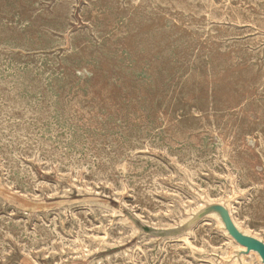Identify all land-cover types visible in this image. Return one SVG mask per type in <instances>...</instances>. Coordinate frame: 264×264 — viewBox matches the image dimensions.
I'll return each mask as SVG.
<instances>
[{
  "label": "rangeland",
  "instance_id": "374dc122",
  "mask_svg": "<svg viewBox=\"0 0 264 264\" xmlns=\"http://www.w3.org/2000/svg\"><path fill=\"white\" fill-rule=\"evenodd\" d=\"M102 1L101 0H35V1L34 0H0V50H1L0 51V57H1L0 58V70H1L0 72V92H1L0 93V115H1L0 116L1 117L0 118V124H1L0 125V129H1L0 130V133H1L0 140H2L0 141V153H1L0 154V203H1L0 204V209H1L0 210V231H1L0 232V235H1L0 236V248H1L0 249V255H1L0 264H33V263L52 264V261H53V264L54 263L55 264L56 263L57 264H92V263L93 264H113V263L114 264H119V263L120 264L121 263L122 264H126V263L127 264H169V263L178 264L179 262H184V263H179V264H185V263L186 264L188 263L189 264L191 263L192 264L194 263L195 264H236V262L237 264H251V262L252 264H262L258 255L253 252L242 255L241 252L244 251L245 249L238 246L234 242V240H232L227 235L226 231L224 230V226L217 214L211 213L212 215L211 214L206 215L200 219H197L196 221L195 219L198 216V214L203 209H205L207 206H213V205L223 206L228 211V214H229V217L232 223L233 224L235 223L236 225L235 224L234 225L243 234L250 236L264 244V193H263L264 192V172H263L264 171V160L261 159V158L264 159V149H263L264 148V144H263L264 143V131H263L264 130V125H263L264 124V115H263L264 114V98H262L264 97V89H262L264 88V38H263L264 37V23H263L264 22V12H263L264 11V0H249V1L248 0H241V1L240 0H227V1L226 0H204V1L202 0H171V1L170 0H137V1L136 0H109L108 1L106 0V2L105 0H102ZM172 2H174V4ZM110 3L111 4L113 3V4L111 5ZM214 8L217 10H214ZM228 8L230 12L229 10H227ZM213 10L214 12L215 11L217 12L214 13L212 12ZM99 11H101V13ZM223 12H225L226 15ZM202 13H204V16ZM170 14H171V17H168L170 16ZM241 17L245 22L241 19ZM210 18L213 20L215 19L214 22ZM107 19L111 20L112 23L109 20L108 22ZM221 20H224V21L221 22ZM229 20H231V22ZM102 21L104 22V24ZM252 21L254 23H252ZM152 22L154 23L152 24ZM192 23L193 25H191ZM158 24L159 26L157 27L159 29L155 27V25H158ZM112 25L114 27H112ZM116 26L120 28L117 29ZM189 26L190 27L192 26V27L190 28ZM113 28L117 29V33H116V30H114ZM111 30L112 31L114 30V31L112 32ZM224 31L229 36L226 33H224ZM142 32H144V34ZM111 33L113 35H111ZM219 33H221L222 35ZM105 35H106V38L104 37ZM103 38H104V41H103ZM211 39H213L214 41ZM215 40L217 42L219 41L220 42L216 43ZM101 43H102V46H101ZM130 44H132V46ZM218 44L220 47L218 46ZM214 47L216 49H214ZM124 48H126V50ZM107 49L109 53L107 52ZM201 50L203 52H201ZM38 52H40V55ZM117 52L120 54H118ZM219 54L221 56H219ZM114 55L116 56L114 57ZM137 55L139 57H137ZM230 55L231 56L233 55V56L231 57ZM109 56L111 58H109ZM223 56H225L226 59ZM6 57L7 59H5ZM32 58L34 61L32 60ZM103 59H105L104 62H103ZM110 59L113 61H110ZM193 59L196 61H194ZM226 61L228 63H226ZM113 63H115V65ZM110 65L112 67H110ZM242 66L244 67L242 68ZM197 68H198V71H197ZM40 69L42 71H40ZM87 69L88 70L91 69V70L88 71ZM124 69L127 71H125ZM15 70H16V73H15ZM115 73L116 74L119 73L118 74L119 76L116 75ZM224 76H227V77L225 78ZM108 80L111 82H109ZM93 81L94 82L97 81V82L91 83ZM76 82L78 83L76 84ZM224 82L226 84H224ZM103 88H106V89L103 90ZM110 88L112 91L110 90ZM205 88H208L209 90L207 89L208 91H205L206 90ZM117 89L119 91H117ZM89 90L91 93L89 92ZM120 91L122 93H120ZM206 92L208 95L210 94L212 96H208ZM7 93L8 95H6ZM90 94H92L93 96ZM98 95L100 96V98L96 99L97 97H99ZM202 95L208 96L209 97L208 100L210 101H208L206 99L208 97H205V96L204 98L206 100H203ZM64 96H67V97H64ZM193 96L194 98H192ZM217 96L219 98H217ZM83 98H86V99L83 100ZM120 98L122 101L120 100ZM214 98L216 99L213 100ZM41 99L43 100L41 101ZM2 100L3 102H1ZM233 100L234 101L236 100L237 102L235 103ZM73 101L75 104L73 103ZM97 101L98 102L100 101V102L98 103ZM10 102L12 105L10 104ZM118 102L120 103V105H118L119 104ZM252 102L255 104H251ZM18 105H20V107H18L17 109ZM42 105L44 106L42 107ZM83 105H86V106H83ZM121 106L124 108V110ZM134 108H136L135 111L133 110ZM242 109H246L247 111L242 110ZM248 109H251V110H248ZM45 110L47 112L46 114H44ZM12 111L14 112V114ZM16 111H19V112L17 113ZM205 111L208 115L205 114ZM7 112L8 113L10 112V114H8ZM106 113H107V117H106ZM123 113L126 116H123ZM32 114L34 118L32 117ZM11 115L14 117H12ZM138 115H141L140 117L141 119L138 118L139 117ZM209 115H210V118H207L209 117ZM91 116L93 117L90 118ZM101 116L105 118H102ZM233 116L235 118H233ZM217 117L219 118V120ZM240 117L242 118V120L245 119L243 120L244 122L241 120L239 121V119H241ZM211 118L212 119L215 118V119L211 120ZM102 119L103 120L105 119V121H103ZM128 119H130L131 121ZM138 119L141 121H139ZM101 120H102V123H101ZM237 120L239 123L237 122ZM71 121L73 124L70 123ZM75 122L79 124H76ZM194 122H196L195 123L196 125L193 124ZM253 122L254 124H256L255 125L256 127L254 126ZM243 123H246L247 125H244ZM3 125L5 128L3 127ZM206 125L208 128L206 127ZM94 126H96L97 128L95 127V129H93ZM13 127H15V129H13ZM137 127L139 129H137ZM229 127L231 128V130ZM168 128L171 130H169ZM223 128L226 130H224ZM84 129L86 130L84 131ZM106 129L109 130L110 132L109 131L107 132ZM113 129H115L116 131L114 132ZM222 129L225 131V133ZM13 130L15 132H13ZM240 130H242V132ZM57 131L58 133H55ZM260 132L262 133L260 134ZM222 133L223 135H220ZM240 133H242V135ZM15 135H17V137ZM45 135H47L48 137ZM90 136H92L93 138ZM184 136H186L187 139ZM200 136L203 138V140L201 139ZM224 136L228 138L226 139ZM252 136H253V139H252ZM97 137L99 138V140ZM214 137H217V138H214ZM183 138L186 140L184 141ZM192 138L194 139L192 140L193 142L190 141ZM178 139H179V142H178ZM217 139L220 141H218ZM209 140H212V141L209 142ZM258 140L259 141L262 140V141L258 142ZM139 141L141 142V145ZM7 142L9 145H7ZM89 142H91V145ZM185 143L187 145H185ZM37 145L39 149L37 148ZM169 145L172 147L174 146V147L171 148ZM206 145L208 146L206 147ZM51 146L53 147L51 148ZM95 146L98 148V150H96L97 148L95 149ZM118 146L119 148L121 147L122 149L121 148L119 149ZM177 146L179 147L176 148ZM154 148L158 151H156ZM137 149L140 151H137ZM239 149L241 151H239ZM63 150L65 151V153L63 152ZM102 150L104 152L106 151L105 154ZM161 150L163 152H161ZM86 151H88V153ZM122 152L124 154L126 153L125 156ZM240 153L242 154V156L245 155V158L242 157ZM46 154L48 155L50 154L51 156L53 154V157L56 155L55 156L56 158L54 157L52 159L50 155L49 156L47 155L48 156L47 157ZM63 154L65 158L63 157ZM223 154H226V155H223ZM12 155H15V156H12ZM180 155L182 156V158ZM258 155L260 156L258 157ZM168 156L170 157L172 156V157L170 158ZM184 156H185V159H184ZM253 156L255 157L256 160L253 158ZM15 157L17 160H15ZM238 157L240 159H238ZM74 160L77 163H75ZM197 160L199 161L201 160L200 162L202 164H200V162ZM238 160L244 165L239 163ZM189 162H191V164ZM188 164L190 165L188 166ZM208 164H209V167H208ZM79 165L80 166L82 165V166L79 167ZM158 165H161V166H158ZM185 165L187 166V168ZM239 165L242 166V168L244 167L245 172L241 167H239ZM5 166H9V167L5 168ZM119 166L120 168H118ZM126 166H128L129 168ZM28 167L30 170L27 169ZM73 167L75 169H72ZM76 167L78 168V170ZM130 167L132 168V171L130 170ZM114 169H116V172ZM104 170H106V172ZM110 170H112V172ZM136 170L137 171L139 170V171L137 172ZM7 171L9 174L7 173ZM46 172H49V173H46ZM59 173L62 175H60ZM169 173H171L172 175ZM152 174L153 175L155 174V175L153 176ZM99 175L100 176L102 175V177H99ZM123 176L125 178H123ZM159 176H162V177L159 178ZM117 177L120 181L117 179ZM150 177L155 178V179L151 180ZM96 178L97 179L99 178L100 181L97 180ZM103 178L105 179L107 178L106 179L107 181ZM137 178H139V180ZM240 178L242 182L240 181ZM143 179L145 180V182ZM197 179L199 180V182ZM31 181L33 182V184ZM204 181H205V184H204ZM134 182L136 183L134 184ZM260 182H262L263 184ZM11 183L13 184L11 185ZM141 183H144L145 186ZM133 184L134 185L137 184L136 185L137 187L136 186L134 187ZM35 185H37L38 187L36 186L35 188H33ZM49 185H50V188H49ZM248 185L251 187H249ZM256 187H257V190H255ZM155 188H158V189L155 190ZM204 188H207V189H204ZM118 190L121 192H119ZM139 192H141V195ZM178 193L180 194V196ZM258 197H259V200H257ZM164 204L166 205V207ZM72 207L73 209H71ZM92 211H93V214H92ZM99 212L100 213L102 212L105 215L100 214ZM70 213L72 216L70 215ZM73 214H75V216ZM114 215L116 217H114ZM243 218L245 220H243ZM78 222L80 225L78 224ZM43 223L45 225H43ZM63 223L64 224L66 223V224L63 225ZM60 224H62L63 227ZM110 228H112V230ZM61 229L63 230L61 231ZM79 229H82V230H79ZM67 230L69 231L71 230V231L69 232ZM13 231H15L16 234ZM77 232H78V235H77ZM56 233L57 235H55ZM25 234L26 236H24ZM104 234H107V235H104ZM32 236L34 239H32ZM78 238L80 239V241ZM60 241L61 243H59ZM121 243L124 245H122ZM180 245H182V247ZM22 246L24 249L22 248ZM51 247H53L54 249ZM170 248L173 250H171ZM22 249L24 253L22 252ZM52 249L54 250V252ZM221 250L225 252V254ZM89 251L91 252L89 253ZM118 253H120L121 256ZM155 253L156 255L158 254V256H156ZM27 255H29V257H27ZM58 256L60 257V259ZM165 256H167V258ZM39 257L41 260H39ZM190 258L192 259L194 258L197 261L196 260L193 261ZM201 259H202V262H201ZM185 260L188 263L185 262ZM5 261H7V263Z\"/></svg>",
  "mask_w": 264,
  "mask_h": 264
},
{
  "label": "bare ground",
  "instance_id": "6f19581e",
  "mask_svg": "<svg viewBox=\"0 0 264 264\" xmlns=\"http://www.w3.org/2000/svg\"><path fill=\"white\" fill-rule=\"evenodd\" d=\"M34 1H35V0H34ZM101 1H102V0H101ZM108 1H109V0H108ZM136 1H137V0H136ZM170 1H171V0H170ZM202 1H204V0H202ZM226 1H227V0H226ZM240 1H241V0H240ZM248 1H249V0H248ZM99 2H100V1H99ZM105 2H106V0H105ZM117 2H118V1H117ZM212 2H213V1H212ZM212 2H211V4H212ZM222 2H224V1H222ZM102 3H103V1H102ZM121 3H122V2H121ZM133 3H134V2H133ZM168 3H169V2H168ZM172 3L174 4V2H172ZM197 3H198V2H197ZM246 3H247V2H246ZM250 3H251V1H250ZM261 3H262V2H261ZM18 4H19V3H18ZM34 4H35V3H34ZM110 4H111V3H110ZM112 4H113V3H112ZM112 4H111V5H112ZM117 4H118V3H117ZM123 4H124V3H123ZM47 5H48V4H47ZM106 5H107V4H106ZM128 5H129V4H128ZM147 5H148V4H147ZM181 5H182V4H181ZM190 5H191V4H190ZM201 5H202V4H201ZM226 5H227V4H226ZM258 5H259V4H258ZM50 6H51V5H50ZM52 6H53V5H52ZM134 6H135V5H134ZM173 6H174V5H173ZM194 6H195V5H194ZM209 6H210V5H209ZM221 6H222V5H221ZM221 6H220V7H221ZM223 6H224V5H223ZM22 7H23V6H22ZM24 7H25V6H24ZM40 7H41V6H40ZM138 7H139V6H138ZM191 7H192V6H191ZM213 7H214V6H213ZM213 7H212V8H213ZM228 7H229V6H228ZM259 7H260V6H259ZM101 8H102V6H101ZM120 8H121V7H120ZM133 8H134V7H133ZM145 8H146V7H145ZM262 8H263V7H262ZM48 9H49V8H48ZM72 9H73V8H72ZM122 9H123V8H122ZM218 9H219V7H218ZM242 9H243V8H242ZM40 10H41V9H40ZM102 10H103V8H102ZM113 10H114V9H113ZM189 10H190V9H189ZM214 10H217V9L214 8ZM214 10H213L212 12H214ZM223 10H224V9H223ZM227 10H229V8H228ZM232 10H234V9H232ZM27 11H28V10H27ZM118 11H119V10H118ZM162 11H163V10H162ZM191 11H192V10H191ZM194 11H195V10H194ZM251 11H252V10H251ZM99 12L101 13V11H99ZM103 12H104V11H103ZM120 12H121V11H120ZM130 12H131V11H130ZM142 12H143V11H142ZM142 12H141V13H142ZM215 12H217V11H215ZM215 12H214V13H215ZM227 12H228V11H227ZM229 12H230V10H229ZM237 12H238V11H237ZM260 12H261V11H260ZM263 12H264V11H263ZM49 13H50V11H49ZM122 13H123V12H122ZM153 13H154V12H153ZM164 13H165V12H164ZM166 13H167V12H166ZM176 13H177V12H176ZM195 13H196V12H195ZM195 13H194V14H195ZM205 13H206V12H205ZM218 13H220V12H218ZM218 13H217V14H218ZM223 13L225 14V12H223ZM246 13H247V12H246ZM70 14H71V13H70ZM108 14H109V13H108ZM114 14H115V13H114ZM168 14H169V13H168ZM202 14H203V16H204V13H202ZM212 14H213V13H212ZM221 14H222V13H221ZM29 15H30V14H29ZM45 15H46V14H45ZM73 15H74V13H73ZM78 15H79V14H78ZM124 15H125V14H124ZM124 15H123V16H124ZM155 15H156V14H155ZM163 15H164V14H163ZM177 15H178V14H177ZM198 15H199V14H198ZM205 15H206V14H205ZM207 15H208V14H207ZM210 15H211V13H210ZM225 15H226V14H225ZM225 15H224V17H225ZM105 16H106V15H105ZM111 16H112V15H111ZM118 16H119V15H118ZM179 16H180V15H179ZM193 16H194V15H193ZM228 16H229V15H228ZM233 16H234V15H233ZM239 16H240V15H239ZM242 16H243V15H242ZM255 16H256V15H255ZM257 16H258V15H257ZM99 17H100V16H99ZM103 17H104V16H103ZM103 17H102V18H103ZM113 17H114V15H113ZM127 17H128V16H127ZM162 17H163V16H162ZM168 17H171V14H170V16H168ZM190 17H191V16H190ZM222 17H223V16H222ZM231 17H232V16H231ZM247 17H248V16H247ZM20 18H21V17H20ZM31 18H32V17H31ZM48 18H49V17H48ZM100 18H101V17H100ZM138 18H139V17H138ZM182 18H183V17H182ZM207 18H208V16H207ZM234 18H236V17H234ZM32 19H33V18H32ZM32 19H30V20H32ZM115 19H116V18H115ZM118 19H119V18H118ZM160 19H161V18H160ZM160 19H159V20H160ZM162 19H163V18H162ZM167 19H168V18H167ZM179 19H181V18H179ZM197 19H198V18H197ZM210 19H211V18H210ZM219 19H220V17H219ZM223 19H224V18H223ZM225 19H226V17H225ZM237 19H238V18H237ZM241 19H242V17H241ZM255 19H256V18H255ZM90 20H91V19H90ZM94 20H96V19H94ZM100 20H102V19H100ZM100 20H99V21H100ZM108 20H109V19H107V21H108ZM159 20H158V21H159ZM174 20H175V18H174ZM184 20H185V19H184ZM184 20H183V21H184ZM186 20H187V19H186ZM189 20H191V19H189ZM198 20H199V19H198ZM205 20H206V19H205ZM211 20L214 22L215 19H214V20L211 19ZM235 20H236V19H235ZM242 20H243V19H242ZM257 20H258V19H257ZM4 21H6V20H4ZM44 21H45V20H44ZM99 21H98V22H99ZM109 21H111V20H109ZM109 21H108V22H109ZM113 21H114V20H113ZM118 21H119V20H118ZM155 21H156V20H155ZM180 21H181V20H180ZM180 21H179V22H180ZM203 21H204V20H203ZM203 21H202V22H203ZM222 21H224V20H221V22H222ZM229 21L231 22V20H229ZM243 21H244V20H243ZM68 22H69V21H68ZM68 22H67V23H68ZM89 22H90V21H89ZM98 22H97V24H98ZM102 22H103V21H102ZM114 22H115V21H114ZM131 22H132V21H131ZM131 22H130V24H131ZM176 22H177V21H176ZM187 22H189V21H187ZM190 22H191V21H190ZM196 22H197V21H196ZM215 22H216V21H215ZM218 22H219V21H218ZM226 22H227V21H226ZM230 22H229V23H230ZM232 22H233V21H232ZM244 22H245V21H244ZM246 22H248V21H246ZM33 23H34V22H33ZM69 23H70V22H69ZM74 23H75V21H74ZM81 23H82V22H81ZM111 23H112V21H111ZM153 23H154V22H152V24H153ZM155 23H156V22H155ZM172 23H173V22H172ZM172 23H171V24H172ZM184 23H185V22H184ZM210 23H211V22H210ZM236 23H237V22H236ZM238 23H240V22H238ZM252 23H254V22L252 21ZM263 23H264V22H263ZM92 24H93V23H92ZM94 24H95V23H94ZM99 24H100V23H99ZM103 24H104V22H103ZM106 24H107V23H106ZM195 24H196V23H195ZM208 24H209V23H208ZM215 24H216V23H215ZM221 24H222V23H221ZM245 24H247V23H245ZM255 24H256V23H255ZM7 25H8V24H7ZM68 25H69V24H68ZM76 25H77V24H76ZM101 25H102V24H101ZM124 25H125V24H124ZM162 25H163V24H162ZM173 25H174V24H173ZM176 25H177V24H176ZM187 25H188V24H187ZM191 25H193V23H192ZM198 25H199V24H198ZM205 25H206V24H205ZM240 25H241V24H240ZM250 25H251V23H250ZM108 26H109V25H108ZM138 26H139V25H138ZM140 26H141V24H140ZM148 26H149V25H148ZM152 26H153V25H152ZM157 26H159V24H158V25H155V27H157ZM199 26H200V25H199ZM237 26H239V25H237ZM71 27H72V26H71ZM103 27H105V26H103ZM112 27H114V26L112 25ZM116 27H117V29L120 28V27H118V26H116ZM134 27H136V26H134ZM150 27H151V26H150ZM189 27H190V26H189ZM191 27H192V26H191ZM191 27H190V28H191ZM193 27H194V26H193ZM218 27H219V26H218ZM218 27H216V28H218ZM124 28H125V27H124ZM131 28H132V27H131ZM143 28H145V27H143ZM157 28H158V27H157ZM186 28H187V27H186ZM190 28H189V30H190ZM200 28H201V27H200ZM206 28H208V27H206ZM222 28H223V27H222ZM22 29H23V28H22ZM113 29H114V28H113ZM117 29H114V30H116V33H117ZM146 29H147V28H146ZM154 29H155V28H154ZM158 29H159V28H158ZM187 29H188V28H187ZM220 29H221V28H220ZM258 29H259V28H258ZM6 30H7V29H6ZM14 30H15V28H14ZM38 30H39V29H38ZM92 30H93V29H92ZM108 30H109V28H108ZM114 30H113V31H114ZM140 30H141V29H140ZM143 30H144V29H143ZM172 30H173V28H172ZM111 31H112V30H111ZM113 31H112V32H113ZM119 31H120V30H119ZM141 31H142V30H141ZM141 31H140V32H141ZM149 31H150V30H149ZM159 31H160V30H159ZM164 31H165V30H164ZM198 31H200V30H198ZM215 31H216V30H215ZM218 31H219V30H218ZM225 31H226V30H225ZM225 31H224V33H226ZM260 31H261V29H260ZM48 32H49V31H48ZM48 32H46V33H48ZM101 32H102V31H101ZM105 32H106V31H105ZM105 32H104V33H105ZM120 32H121V31H120ZM130 32H131V31H130ZM140 32H139V33H140ZM150 32H151V31H150ZM176 32H177V31H176ZM176 32H175V33H176ZM191 32H192V31H191ZM200 32H202V31H200ZM219 32H220V31H219ZM222 32H223V31H222ZM262 32H263V30H262ZM104 33H103V34H104ZM136 33H138V32H136ZM142 33L144 34V32H142ZM177 33H178V32H177ZM185 33H186V32H185ZM196 33H197V32H196ZM119 34H120V33H119ZM124 34H125V33H124ZM202 34H203V33H202ZM205 34H206V32H205ZM219 34H221V33H219ZM219 34H218V35H219ZM226 34H227V33H226ZM9 35H10V34H9ZM111 35H113V34L111 33ZM114 35H115V34H114ZM134 35H135V34H134ZM136 35H137V34H136ZM193 35H194V34H193ZM221 35H222V34H221ZM227 35H228V34H227ZM66 36H67V35H66ZM115 36H116V35H115ZM117 36H118V35H117ZM138 36H139V35H138ZM138 36H137V37H138ZM155 36H156V35H155ZM188 36H189V35H188ZM188 36H187V37H188ZM194 36H195V35H194ZM228 36H229V35H228ZM9 37H10V36H9ZM54 37H55V36H54ZM104 37L106 38V35H105ZM111 37H112V36H111ZM167 37H168V36H167ZM200 37H201V36H200ZM205 37H206V36H205ZM215 37H216V35H215ZM221 37H222V36H221ZM225 37H226V35H225ZM262 37H263V36H262ZM5 38H6V37H5ZM59 38H60V37H59ZM135 38H136V37H135ZM185 38H186V37H185ZM192 38H193V37H192ZM218 38H219V37H218ZM263 38H264V37H263ZM68 39H69V38H68ZM100 39H101V38H100ZM112 39H113V38H112ZM128 39H129V38H128ZM175 39H177V38H175ZM198 39H199V38H198ZM202 39H203V37H202ZM214 39H215V38H214ZM220 39H221V38H220ZM13 40H14V39H13ZM20 40H22V39H20ZM106 40H107V39H106ZM125 40H126V39H125ZM125 40H124V41H125ZM129 40H130V39H129ZM193 40H194V39H193ZM196 40H197V39H196ZM207 40H208V39H207ZM211 40H213V39H211ZM103 41H104V38H103ZM109 41H110V39H109ZM115 41H116V40H115ZM120 41H121V40H120ZM127 41H128V40H127ZM213 41H214V40H213ZM215 41H216V40H215ZM218 41H219V40H218ZM9 42H10V41H9ZM92 42H93V41H92ZM97 42H98V40H97ZM143 42H144V41H143ZM175 42H176V41H175ZM191 42H193V41H191ZM219 42H220V41H219ZM219 42L216 41V43H219ZM103 43H104V42H103ZM107 43H108V42H107ZM125 43H126V42H125ZM125 43H124V44H125ZM131 43H132V42H131ZM133 43H134V42H133ZM141 43H142V42H141ZM157 43H158V42H157ZM196 43H197V42H196ZM209 43H210V42H209ZM212 43H213V42H212ZM1 44H2V43H1ZM66 44H68V43H66ZM76 44H77V43H76ZM85 44H86V43H85ZM128 44H129V43H128ZM188 44H189V43H188ZM103 45H104V44H103ZM119 45H120V43H119ZM130 45L132 46V44H130ZM155 45H156V44H155ZM161 45H162V44H161ZM190 45H191V44H190ZM199 45H200V44H199ZM96 46H97V45H96ZM101 46H102V43H101ZM104 46H105V45H104ZM127 46H128V45H127ZM179 46H181V45H179ZM186 46H187V45H186ZM194 46H195V45H194ZM218 46H219V44H218ZM69 47H70V46H69ZM75 47H77V46H75ZM78 47H79V46H78ZM84 47H85V46H84ZM119 47H120V46H119ZM155 47H156V46H155ZM219 47H220V46H219ZM256 47H257V46H256ZM262 47H263V46H262ZM66 48H67V47H66ZM86 48H87V47H86ZM197 48H198V46H197ZM199 48H200V47H199ZM202 48H203V47H202ZM62 49H63V48H62ZM99 49H100V48H99ZM113 49H115V48H113ZM119 49H120V48H119ZM124 49L126 50V48H124ZM182 49H183V48H182ZM194 49H195V48H194ZM200 49H201V48H200ZM203 49H204V48H203ZM214 49H216V48L214 47ZM217 49H218V47H217ZM262 49H263V48H262ZM7 50H8V49H7ZM105 50H106V48H105ZM156 50H157V49H156ZM197 50H198V49H197ZM205 50H206V49H205ZM205 50H204V51H205ZM212 50H213V49H212ZM0 51H1V50H0ZM3 51H4V50H3ZM101 51H102V50H101ZM123 51H124V50H123ZM129 51H130V50H129ZM198 51H199V50H198ZM198 51H196V52H198ZM234 51H235V50H234ZM11 52H12V51H11ZM53 52H54V51H53ZM61 52H62V51H61ZM65 52H66V51H65ZM94 52H95V51H94ZM107 52H108V49H107ZM125 52H126V51H125ZM156 52H157V51H156ZM189 52H190V51H189ZM194 52H195V51H194ZM201 52H203V51L201 50ZM209 52H210V51H209ZM227 52H228V51H227ZM38 53H39V55H40V52H38ZM81 53H82V52H81ZM97 53H99V52H97ZM108 53H109V52H108ZM113 53H114V52H113ZM117 53H118V52H117ZM121 53H122V51H121ZM176 53H177V52H176ZM235 53H237V52H235ZM241 53H242V52H241ZM261 53H262V52H261ZM6 54H7V53H6ZM9 54H10V53H9ZM61 54H63V53H61ZM68 54H69V53H68ZM70 54H71V53H70ZM83 54H84V53H83ZM118 54H120V53H118ZM129 54H130V53H129ZM131 54H132V53H131ZM156 54H157V53H156ZM182 54H183V53H182ZM188 54H189V53H188ZM198 54H199V53H198ZM203 54H204V53H203ZM230 54H231V53H230ZM233 54H234V53H233ZM238 54H239V52H238ZM250 54H251V53H250ZM3 55H4V54H3ZM7 55H8V54H7ZM7 55H6V56H7ZM10 55H11V54H10ZM12 55H13V54H12ZM37 55H38V54H37ZM42 55H43V54H42ZM49 55H50V54H49ZM99 55H100V54H99ZM157 55H158V54H157ZM194 55H196V54H194ZM60 56H61V55H60ZM101 56H102V55H101ZM111 56H112V55H111ZM115 56H116V55H114V57H115ZM200 56H201V55H200ZM219 56H221V55L219 54ZM230 56H231V55H230ZM232 56H233V55H232ZM232 56H231V57H232ZM240 56H241V55H240ZM26 57H27V56H26ZM58 57H59V56H58ZM137 57H139V56L137 55ZM158 57H159V56H158ZM194 57H195V56H194ZM223 57H225V56H223ZM227 57H228V56H227ZM260 57H261V56H260ZM0 58H1V57H0ZM19 58H20V57H19ZM22 58H23V57H22ZM56 58H57V56H56ZM109 58H111V57L109 56ZM109 58H108V59H109ZM120 58H121V57H120ZM120 58H119V59H120ZM135 58H136V57H135ZM248 58H249V57H248ZM5 59H7V57H6ZM41 59H42V58H41ZM49 59H50V58H49ZM71 59H72V58H71ZM100 59H101V58H100ZM100 59H99V60H100ZM112 59H113V57H112ZM119 59H118V60H119ZM121 59H122V58H121ZM151 59H152V58H151ZM177 59H178V58H177ZM222 59H223V58H222ZM225 59H226V57H225ZM225 59H224V60H225ZM240 59H241V58H240ZM262 59H263V58H262ZM32 60H33V58H32ZM104 60H105V59H103V62H104ZM191 60H192V59H191ZM193 60H194V59H193ZM216 60H217V59H216ZM216 60H214V61H216ZM228 60H229V59H228ZM249 60H250V59H249ZM260 60H261V59H260ZM33 61H34V60H33ZM58 61H59V60H58ZM58 61H57V62H58ZM79 61H80V60H79ZM107 61H108V60H107ZM110 61H113V60L110 59ZM116 61H117V59H116ZM189 61H190V60H189ZM194 61H196V60H194ZM220 61H221V60H220ZM222 61H223V60H222ZM229 61H230V60H229ZM251 61H252V60H251ZM89 62H90V61H89ZM114 62H115V60H114ZM149 62H150V61H149ZM182 62H183V61H182ZM192 62H193V61H192ZM243 62H245V61H243ZM247 62H248V61H247ZM253 62H254V61H253ZM260 62H261V61H260ZM59 63H60V62H59ZM107 63H109V62H107ZM226 63H228V62L226 61ZM250 63H251V62H250ZM103 64H104V63H103ZM113 64L115 65V63H113ZM113 64H112V65H113ZM171 64H172V63H171ZM192 64H193V63H192ZM192 64H191V65H192ZM244 64H245V63H244ZM256 64H257V63H256ZM141 65H142V64H141ZM195 65H196V64H195ZM241 65H242V64H241ZM248 65H249V64H248ZM81 66H82V65H81ZM165 66H166V65H165ZM192 66H193V65H192ZM17 67H18V66H17ZM57 67H58V66H57ZM74 67H75V66H74ZM104 67H105V66H104ZM106 67H107V66H106ZM110 67H112V66L110 65ZM114 67H115V66H114ZM243 67H244V66H242V68H243ZM37 68H38V67H37ZM59 68H60V67H59ZM102 68H103V67H102ZM152 68H154V67H152ZM30 69H31V68H30ZM62 69H63V68H62ZM62 69H61V70H62ZM83 69H84V68H83ZM92 69H93V68H92ZM100 69H101V68H100ZM171 69H172V68H171ZM208 69H209V67H208ZM208 69H207V70H208ZM27 70H28V69H27ZM54 70H55V69H54ZM75 70H76V69H75ZM87 70H88V69H87ZM89 70H91V69H89ZM89 70H88V71H89ZM101 70H102V69H101ZM124 70H125V69H124ZM243 70H244V69H243ZM243 70H242V71H243ZM3 71H4V70H3ZM40 71H42V70L40 69ZM55 71H56V70H55ZM77 71H78V70H77ZM102 71H103V70H102ZM107 71H108V70H107ZM125 71H127V70H125ZM151 71H152V70H151ZM197 71H198V68H197ZM238 71H239V70H238ZM0 72H1V70H0ZM13 72H14V71H13ZM57 72H58V71H57ZM80 72H81V71H80ZM84 72H85V71H84ZM104 72H105V71H104ZM120 72H121V71H120ZM235 72H236V71H235ZM11 73H12V72H11ZM15 73H16V70H15ZM72 73H73V72H72ZM72 73H71V75H72ZM109 73H111V72H109ZM198 73H199V72H198ZM231 73H232V72H231ZM231 73H230V74H231ZM13 74H14V73H13ZM79 74H80V73H79ZM79 74H78V75H79ZM94 74H95V73H94ZM100 74H101V73H100ZM106 74H107V73H106ZM115 74H116V73H115ZM118 74H119V73H118ZM118 74H116V75H118ZM188 74H189V73H188ZM212 74H213V73H212ZM224 74H225V73H224ZM224 74H223V75H224ZM45 75H46V74H45ZM16 76H17V75H16ZM20 76H21V75H20ZM96 76H97V75H96ZM99 76H101V75H99ZM118 76H119V75H118ZM168 76H169V75H168ZM177 76H178V75H177ZM73 77H74V76H73ZM127 77H128V76H127ZM224 77L226 78L227 76H224ZM38 78H39V77H38ZM74 78H75V77H74ZM124 78H125V77H124ZM5 79H6V78H5ZM63 79H64V78H63ZM79 79H80V78H79ZM96 79H98V78H96ZM76 80H77V79H76ZM106 80H107V79H106ZM115 80H116V79H115ZM127 80H128V79H127ZM210 80H211V78H210ZM253 80H254V79H253ZM8 81H10V80H8ZM8 81H7V82H8ZM97 81H98V80H97ZM97 81H96V82H97ZM102 81H103V80H102ZM108 81H109V80H108ZM96 82L93 81V82H91V83H96ZM98 82H99V81H98ZM109 82H111V81H109ZM123 82H124V81H123ZM129 82H130V81H129ZM163 82H164V81H163ZM226 82H227V81H226ZM240 82H241V81H240ZM257 82H258V81H257ZM5 83H6V82H5ZM77 83H78V82H76V84H77ZM105 83H106V82H105ZM167 83H168V82H167ZM167 83H166V84H167ZM69 84H70V83H69ZM129 84H130V83H129ZM129 84H128V85H129ZM172 84H173V83H172ZM209 84H210V83H209ZM213 84H214V83H213ZM224 84H226V83L224 82ZM238 84H239V83H238ZM73 85H74V84H73ZM123 85H124V84H123ZM126 85H127V83H126ZM198 85H199V84H198ZM206 85H207V84H206ZM10 86H11V85H10ZM31 86H32V85H31ZM103 86H104V85H103ZM111 86H112V85H111ZM129 86H130V85H129ZM215 86H216V85H215ZM232 86H233V85H232ZM97 87H98V86H97ZM121 87H122V86H121ZM170 87H171V86H170ZM234 87H235V86H234ZM255 87H256V86H255ZM42 88H43V87H42ZM100 88H102V87H100ZM129 88H130V87H129ZM211 88H212V86H211ZM215 88H216V87H215ZM244 88H245V87H244ZM257 88H258V87H257ZM7 89H8V88H7ZM11 89H12V88H11ZM15 89H16V88H15ZM43 89H44V88H43ZM45 89H46V88H45ZM90 89H91V88H90ZM95 89H96V88H95ZM104 89H106V88H103V90H104ZM122 89H123V88H122ZM126 89H127V88H126ZM205 89H206L205 91H208V90H209L208 88H205ZM207 89H208V90H207ZM213 89H214V88H213ZM262 89H264V88H262ZM32 90H33V89H32ZM110 90H111V88H110ZM124 90H125V89H124ZM128 90H129V89H128ZM211 90H212V89H211ZM247 90H249V89H247ZM75 91H76V90H75ZM99 91H100V90H99ZM111 91H112V90H111ZM115 91H116V90H115ZM117 91H119V90L117 89ZM117 91H116V92H117ZM161 91H162V90H161ZM205 91H204V92H205ZM256 91H257V90H256ZM7 92H8V91H7ZM67 92H68V91H67ZM89 92H90V90H89ZM163 92H164V91H163ZM214 92H215V91H214ZM0 93H1V92H0ZM90 93H91V92H90ZM120 93H122V92L120 91ZM226 93H227V92H226ZM258 93H259V92H258ZM260 93H261V92H260ZM3 94H4V93H3ZM41 94H42V93H41ZM103 94H104V93H103ZM103 94H102V95H103ZM115 94H116V93H115ZM130 94H131V93H130ZM143 94H144V93H143ZM200 94H201V93H200ZM206 94H207V92H206ZM256 94H257V92H256ZM6 95H8V93H7ZM6 95H5V96H6ZM16 95H17V94H16ZM61 95H62V94H61ZM90 95H92V94H90ZM94 95H95V94H94ZM108 95H109V94H108ZM112 95H113V94H112ZM119 95H120V94H119ZM119 95H118V96H119ZM134 95H136V94H134ZM137 95H138V94H137ZM152 95H153V94H152ZM159 95H160V94H159ZM197 95H198V94H197ZM207 95H208V94H207ZM214 95H215V94H214ZM225 95H226V94H225ZM232 95H233V94H232ZM252 95H253V94H252ZM1 96H2V95H1ZM9 96H10V94H9ZM14 96H15V95H14ZM92 96H93V95H92ZM98 96H99V95H98ZM110 96H111V95H110ZM122 96H123V95H122ZM125 96H126V95H125ZM140 96H141V95H140ZM155 96H156V95H155ZM161 96H162V95H161ZM202 96H203V95H202ZM204 96H205V95H204ZM204 96H203V98H202V97H201V98H202L203 100H206V99L208 100V99H209L208 96H212V95L209 94L208 96H205V97H208V98H206V99L204 98ZM233 96H234V95H233ZM257 96H258V95H257ZM259 96H260V95H259ZM262 96H263V95H262ZM6 97H7V96H6ZM11 97H12V95H11ZM41 97H42V96H41ZM64 97H67V96H64ZM68 97H70V96H68ZM96 97H97V96H96ZM96 97H95V98H96ZM230 97H231V96H230ZM235 97H236V96H235ZM260 97H261V96H260ZM17 98H18V97H17ZM77 98H79V97H77ZM77 98H76V99H77ZM98 98H100V96L97 97L96 99H98ZM112 98H113V97H112ZM116 98H117V97H116ZM123 98H124V97H123ZM144 98H145V97H144ZM159 98H160V97H159ZM192 98H194V96H193ZM192 98H191V99H192ZM198 98H199V97H198ZM212 98H213V97H212ZM217 98H219V97L217 96ZM262 98H264V97H262ZM7 99H8V98H7ZM9 99H10V97H9ZM15 99H16V97H15ZM61 99H62V98H61ZM61 99H60V100H61ZM84 99H86V98H83V100H84ZM127 99H128V98H127ZM154 99H155V97H154ZM175 99H176V98H175ZM199 99H200V98H199ZM215 99H216V98H214L213 100H215ZM234 99H235V98H234ZM243 99H244V98H243ZM246 99H247V98H246ZM42 100H43V99H41V101H42ZM54 100H55V99H54ZM102 100H103V99H102ZM114 100H115V99H114ZM120 100H121V98H120ZM139 100H140V99H139ZM151 100H152V99H151ZM193 100H194V99H193ZM237 100H238V99H237ZM247 100H248V99H247ZM247 100H246V102H247ZM257 100H258V99H257ZM257 100H256V101H257ZM15 101H16V100H15ZM27 101H28V100H27ZM48 101H49V100H48ZM61 101H62V100H61ZM121 101H122V100H121ZM189 101H190V100H189ZM208 101H210V100H208ZM208 101H207V102H208ZM225 101H226V100H225ZM233 101H234V100H233ZM238 101H239V100H238ZM244 101H245V100H244ZM251 101H252V100H251ZM251 101H250V102H251ZM1 102H3V100H2ZM7 102H8V101H7ZM16 102H17V101H16ZM58 102H60V101H58ZM97 102H98V101H97ZM99 102H100V101H99ZM99 102H98V103H99ZM116 102H117V101H116ZM125 102H126V100H125ZM134 102H135V101H134ZM151 102H152V101H151ZM153 102H154V101H153ZM227 102H228V101H227ZM234 102L236 103L237 101L235 100ZM4 103H5V102H4ZM65 103H66V101H65ZM73 103H74V101H73ZM101 103H102V102H101ZM118 103H119V102H118ZM182 103H183V102H182ZM248 103H249V102H248ZM10 104H11V102H10ZM10 104H9V105H10ZM42 104H43V103H42ZM49 104H50V102H49ZM74 104H75V103H74ZM76 104H77V103H76ZM126 104H128V103H126ZM160 104H161V103H160ZM185 104H187V103H185ZM185 104H184V105H185ZM227 104H228V103H227ZM232 104H233V103H232ZM251 104H255V103L252 102ZM11 105H12V104H11ZM90 105H91V104H90ZM93 105H94V104H93ZM100 105H101V104H100ZM102 105H103V104H102ZM106 105H107V104H106ZM118 105H120V103H119ZM118 105H117V106H118ZM194 105H195V104H194ZM209 105H210V104H209ZM214 105H216V104H214ZM233 105H234V104H233ZM5 106H6V104H5ZM43 106H44V105H42V107H43ZM71 106H72V105H71ZM83 106H86V105H83ZM94 106H95V105H94ZM130 106H131V105H130ZM197 106H198V105H197ZM210 106H211V105H210ZM225 106H226V105H225ZM229 106H230V105H229ZM247 106H248V105H247ZM247 106H246V107H247ZM261 106H262V105H261ZM12 107H13V106H12ZM18 107H20V105L17 106V109H18ZM22 107H23V106H22ZM35 107H36V106H35ZM35 107H34V108H35ZM39 107H40V106H39ZM74 107H75V106H74ZM77 107H78V106H77ZM87 107H88V106H87ZM91 107H92V106H91ZM121 107H122V106H121ZM132 107H133V106H132ZM132 107H131V108H132ZM134 107H135V106H134ZM156 107H157V106H156ZM218 107H219V106H218ZM240 107H241V105H240ZM262 107H263V106H262ZM15 108H16V107H15ZM45 108H46V107H45ZM109 108H110V107H109ZM111 108H112V107H111ZM117 108H118V107H117ZM119 108H120V107H119ZM122 108H123V107H122ZM136 108H137V107H136ZM136 108H134L133 110L135 111ZM151 108H152V107H151ZM219 108H220V107H219ZM219 108H218V109H219ZM222 108H223V107H222ZM224 108H226V107H224ZM237 108H238V107H237ZM243 108H244V107H243ZM248 108H249V107H248ZM250 108H251V107H250ZM1 109H2V108H1ZM4 109H5V107H4ZM27 109H28V108H27ZM37 109H38V108H37ZM37 109H36V110H37ZM64 109H65V107H64ZM71 109H72V108H71ZM73 109H74V108H73ZM84 109H85V108H84ZM87 109H88V108H87ZM95 109H96V108H95ZM98 109H100V108H98ZM204 109H205V108H204ZM215 109H216V108H215ZM238 109H239V108H238ZM238 109H237V110H238ZM7 110H8V109H7ZM123 110H124V108H123ZM208 110H209V108H208ZM237 110H236V111H237ZM242 110L247 111L246 109H242ZM248 110H251V109H248ZM252 110H253V109H252ZM20 111H21V110H20ZM29 111H30V110H29ZM48 111H49V110H48ZM66 111H67V110H66ZM78 111H79V110H78ZM78 111H77V112H78ZM94 111H95V110H94ZM99 111H100V110H99ZM260 111H261V110H260ZM12 112H13V111H12ZM16 112L18 113L19 111H16ZM50 112H52V111H50ZM59 112H60V111H59ZM72 112H73V111H72ZM81 112H82V111H81ZM105 112H106V111H105ZM107 112H108V111H107ZM118 112H119V110H118ZM137 112H138V111H137ZM162 112H164V111H162ZM211 112H213V111H211ZM220 112H221V111H220ZM2 113H3V112H2ZM7 113H8V112H7ZM21 113H22V112H21ZM26 113H27V111H26ZM30 113H31V112H30ZM46 113H47V112H46V110H45V113H44V114H46ZM69 113H70V112H69ZM78 113H79V112H78ZM115 113H116V112H115ZM121 113H122V112H121ZM124 113H125V112H124ZM124 113H123V116H126V115H124ZM132 113H133V112H132ZM139 113H140V111H139ZM157 113H158V112H157ZM186 113H187V112H186ZM195 113H196V112H195ZM201 113H202V112H201ZM209 113H210V112H209ZM223 113H224V112H223ZM232 113H233V112H232ZM240 113H241V112H240ZM250 113H251V112H250ZM254 113H255V112H254ZM8 114H10V112H9ZM13 114H14V112H13ZM48 114H49V113H48ZM50 114H51V113H50ZM76 114H77V113H76ZM95 114H96V113H95ZM134 114H135V113H134ZM165 114H166V112H165ZM179 114H180V113H179ZM179 114H178V115H179ZM198 114H199V113H198ZM205 114L208 115V114L206 113V111H205ZM213 114H214V113H213ZM233 114H234V113H233ZM233 114H232V115H233ZM251 114H252V113H251ZM258 114H259V113H258ZM24 115H25V114H24ZM29 115H30V114H29ZM36 115H37V114H36ZM36 115H35V116H36ZM51 115H52V114H51ZM86 115H87V114H86ZM86 115H84V116H86ZM109 115H110V114H109ZM109 115H108V116H109ZM118 115H119V114H118ZM152 115H153V114H152ZM159 115H160V113H159ZM192 115H193V114H192ZM201 115H202V114H201ZM211 115H212V114H211ZM214 115H215V114H214ZM214 115H213V117H214ZM219 115H220V114H219ZM242 115H243V114H242ZM263 115H264V114H263ZM0 116H1V115H0ZM11 116H12V115H11ZM63 116H64V115H63ZM80 116H81V115H80ZM95 116H97V115H95ZM95 116H94V117H95ZM98 116H99V115H98ZM123 116H122V117H123ZM138 116H139L138 118L141 119V118H140L141 115H138ZM153 116H154V115H153ZM164 116H165V115H164ZM198 116H199V115H198ZM203 116H204V115H203ZM203 116H202V117H203ZM221 116H222V115H221ZM228 116H229V115H228ZM228 116H227V117H228ZM230 116H231V114H230ZM234 116H235V115H234ZM234 116H233V118L236 117V116H235V117H234ZM243 116H244V115H243ZM257 116H258V115H257ZM260 116H261V115H260ZM9 117H10V116H9ZM12 117H14V116H12ZM32 117H33V114H32ZM40 117H41V116H40ZM46 117H47V116H46ZM48 117H49V116H48ZM52 117H53V116H52ZM61 117H62V116H61ZM65 117H67V116H65ZM72 117H73V116H72ZM87 117H89V116H87ZM92 117H93V116H91L90 118H92ZM101 117H102V116H101ZM106 117H107V113H106ZM130 117H131V116H130ZM157 117H158V115H157ZM194 117H195V116H194ZM196 117H197V115H196ZM200 117H201V116H200ZM241 117H242V116H241ZM241 117H240V118H241ZM247 117H249V116H247ZM0 118H1V117H0ZM5 118H6V117H5ZM18 118H19V117H18ZM29 118H30V117H29ZM33 118H34V117H33ZM38 118H39V116H38ZM70 118H71V117H70ZM98 118H99V117H98ZM102 118H105V117H102ZM118 118H119V117H118ZM144 118H145V117H144ZM154 118H155V117H154ZM191 118H192V117H191ZM207 118H210V115H209V117H207ZM217 118H218V117H217ZM9 119H10V118H9ZM16 119H17V118H16ZM21 119H22V118H21ZM31 119H32V118H31ZM36 119H37V118H36ZM45 119H47V118H45ZM48 119H49V118H48ZM77 119H78V118H77ZM79 119H80V118H79ZM81 119H82V118H81ZM99 119H100V118H99ZM116 119H117V118H116ZM119 119H120V118H119ZM123 119H124V118H123ZM123 119H121V120H123ZM133 119H134V118H133ZM139 119H138V120H139ZM142 119H143V118H142ZM178 119H179V118H178ZM200 119H201V118H200ZM214 119H215V118H213V119L211 118V120H214ZM227 119H228V118H227ZM238 119H239V118H238ZM248 119H249V118H248ZM250 119H251V118H250ZM255 119H256V118H255ZM23 120H24V119H23ZM42 120H43V119H42ZM82 120H83V119H82ZM88 120H89V119H88ZM102 120H103V119H102ZM102 120H101V123H102ZM128 120H130V119H128ZM128 120H127V121H128ZM160 120H161V119H160ZM185 120H186V119H185ZM197 120H198V119H197ZM218 120H219V118H218ZM230 120H231V119H230ZM240 120L243 121V120H245V119L242 120V118H241V119H239V121H240ZM246 120H247V119H246ZM258 120H259V119H258ZM1 121H2V120H1ZM25 121H26V120H25ZM25 121H24V122H25ZM34 121H35V119H34ZM69 121H70V120H69ZM103 121H105V119H104ZM130 121H131V120H130ZM139 121H141V120H139ZM145 121H146V120H145ZM155 121H156V120H155ZM194 121H195V120H194ZM247 121H248V120H247ZM261 121H262V120H261ZM4 122H5V120H4ZM49 122H50V121H49ZM52 122H53V121H52ZM137 122H138V121H137ZM143 122H144V121H143ZM171 122H172V121H171ZM173 122H174V121H173ZM192 122H193V121H192ZM196 122H197V121H196ZM196 122H194L193 124H195ZM233 122H234V121H233ZM237 122H238V120H237ZM243 122H244V121H243ZM248 122H249V121H248ZM254 122H256V121H254ZM254 122H253V124H254ZM12 123H13V122H12ZM33 123H35V122H33ZM45 123H46V122H45ZM70 123H72V121H71ZM75 123H76V122H75ZM85 123H86V122H85ZM131 123H132V122H131ZM134 123H135V121H134ZM139 123H140V122H139ZM139 123H138V124H139ZM175 123H176V122H175ZM206 123H207V122H206ZM216 123H217V121H216ZM219 123H220V122H219ZM238 123H239V122H238ZM238 123H237V124H238ZM240 123H241V122H240ZM246 123H247V122H246ZM246 123H243V124H244V125H247ZM250 123H251V122H250ZM3 124H4V123H3ZM6 124H8V123H6ZM10 124H11V123H10ZM16 124H17V122H16ZM31 124H32V123H31ZM51 124H52V123H51ZM72 124H73V123H72ZM76 124H79V123H76ZM76 124H75V125H76ZM80 124H82V123H80ZM106 124H107V123H106ZM143 124H144V123H143ZM156 124H157V123H156ZM198 124H200V123H198ZM210 124H212V123H210ZM227 124H228V123H227ZM227 124H226V125H227ZM241 124H242V123H241ZM0 125H1V124H0ZM4 125H5V124H4ZM4 125H3V127H4ZM11 125H12V124H11ZM21 125H22V124H21ZM36 125H37V124H36ZM49 125H50V123H49ZM99 125H100V124H99ZM121 125H122V124H121ZM134 125H135V124H134ZM176 125H177V124H176ZM195 125H196V124H195ZM216 125H217V124H216ZM218 125H219V124H218ZM239 125H240V124H239ZM248 125H249V124H248ZM251 125H252V124H251ZM251 125H250V126H251ZM255 125H256V124H254V126H255ZM263 125H264V124H263ZM5 126H6V125H5ZM9 126H10V125H9ZM27 126H28V125H27ZM39 126H41V125H39ZM70 126H71V124H70ZM80 126H81V125H80ZM84 126H86V125H84ZM90 126H91V125H90ZM111 126H112V125H111ZM111 126H110V127H111ZM122 126H123V125H122ZM129 126H130V125H129ZM129 126H127V127H129ZM139 126H140V125H139ZM166 126H167V125H166ZM209 126H210V125H209ZM229 126H230V125H229ZM250 126H248V127H250ZM257 126H258V125H257ZM1 127H2V126H1ZM24 127H25V126H24ZM49 127H50V126H49ZM51 127H52V126H51ZM53 127H54V126H53ZM95 127H96V126H94L93 129H95ZM123 127H124V126H123ZM141 127H142V126H141ZM198 127H199V126H198ZM198 127H197V128H198ZM206 127H207V125H206ZM212 127H213V126H212ZM215 127H217V126H215ZM227 127H228V126H227ZM241 127H242V125H241ZM241 127H240V128H241ZM255 127H256V126H255ZM255 127H254V128H255ZM261 127H262V126H261ZM4 128H5V127H4ZM19 128H20V127H19ZM27 128H28V127H27ZM36 128H37V127H36ZM38 128H39V127H38ZM85 128H86V127H85ZM96 128H97V127H96ZM101 128H102V127H101ZM112 128H113V127H112ZM116 128H117V127H116ZM133 128H134V126H133ZM135 128H136V127H135ZM195 128H196V127H195ZM207 128H208V127H207ZM210 128H211V127H210ZM210 128H209V129H210ZM213 128H214V127H213ZM229 128H230V127H229ZM232 128H233V126H232ZM238 128H239V127H238ZM13 129H15V127H13ZM21 129H22V127H21ZM122 129H123V128H122ZM137 129H139V128L137 127ZM140 129H141V128H140ZM142 129H143V128H142ZM168 129H169V128H168ZM174 129H175V128H174ZM218 129H219V128H218ZM223 129H224V128H223ZM223 129H222V130H223ZM249 129H250V128H249ZM255 129H256V128H255ZM261 129H263V128H261ZM0 130H1V129H0ZM31 130H32V129H31ZM38 130H39V129H38ZM60 130H61V129H60ZM85 130H86V129H84V131H85ZM106 130H107V129H106ZM106 130H105V131H106ZM113 130H114V132L116 131L115 129H113ZM117 130H118V129H117ZM119 130H120V129H119ZM127 130H128V129H127ZM127 130H126V131H127ZM134 130H135V129H134ZM169 130H171V129H169ZM177 130H178V129H177ZM191 130H192V128H191ZM199 130H200V129H199ZM199 130H198V132H199ZM210 130H211V129H210ZM213 130H214V129H213ZM224 130H226V129H224ZM224 130H223V131H224ZM230 130H231V128H230ZM230 130H229V131H230ZM237 130H239V129H237ZM243 130H245V129H243ZM256 130H257V129H256ZM11 131H12V130H11ZM29 131H30V130H29ZM39 131H40V130H39ZM43 131H44V130H43ZM65 131H66V130H65ZM72 131H73V130H72ZM94 131H95V130H94ZM97 131H98V130H97ZM108 131H109V130H107V132H108ZM128 131H129V130H128ZM194 131H195V129H194ZM207 131H208V130H207ZM223 131H222V132H223ZM240 131L242 132V130H240ZM240 131H239V132H240ZM263 131H264V130H263ZM1 132H2V131H1ZM13 132H15V131L13 130ZM13 132H12V133H13ZM36 132H37V131H36ZM86 132H87V131H86ZM89 132H91V131H89ZM103 132H104V131H103ZM109 132H110V131H109ZM134 132H135V131H134ZM179 132H180V131H179ZM196 132H197V131H196ZM202 132H204V131H202ZM213 132H214V131H213ZM217 132H218V131H217ZM217 132H216V133H217ZM4 133H5V132H4ZM37 133H38V132H37ZM53 133H54V132H53ZM53 133H52V134H53ZM55 133H58V131L55 132ZM62 133H64V132H62ZM65 133H66V132H65ZM97 133H98V132H97ZM104 133H105V132H104ZM116 133H117V132H116ZM147 133H148V132H147ZM167 133H169V132H167ZM174 133H176V132H174ZM185 133H186V132H185ZM210 133H211V132H210ZM214 133H215V132H214ZM214 133H213V134H214ZM218 133H219V132H218ZM224 133H225V131H224ZM226 133H227V132H226ZM231 133H232V132H231ZM235 133H236V132H235ZM252 133H253V131H252ZM261 133H262V132H260V134H261ZM0 134H1V133H0ZM2 134H3V133H2ZM21 134H22V133H21ZM39 134H40V133H39ZM52 134H51V135H52ZM66 134H67V133H66ZM66 134H65V135H66ZM77 134H78V132H77ZM120 134H121V133H120ZM122 134H123V133H122ZM125 134H126V132H125ZM182 134H184V133H182ZM187 134H188V132H187ZM189 134H190V133H189ZM191 134H192V133H191ZM197 134H198V133H197ZM211 134H212V133H211ZM228 134H229V133H228ZM232 134H233V133H232ZM237 134H238V133H237ZM240 134L242 135V133H240ZM243 134H244V133H243ZM250 134H251V133H250ZM11 135H12V134H11ZM40 135H41V134H40ZM53 135H54V134H53ZM59 135H61V134H59ZM65 135H64V136H65ZM72 135H73V134H72ZM144 135H145V134H144ZM194 135H195V134H194ZM209 135H210V134H209ZM216 135H217V134H216ZM216 135H215V136H216ZM220 135H223V133L220 134ZM225 135H226V134H225ZM15 136L17 137V135H15ZM41 136H42V135H41ZM45 136H47V135H45ZM49 136H50V135H49ZM54 136H55V135H54ZM54 136H53V137H54ZM97 136H98V135H97ZM166 136H167V135H166ZM186 136H187V135H186ZM186 136H184V137L186 138ZM227 136H228V135H227ZM230 136H231V135H230ZM247 136H248V135H247ZM250 136H251V135H250ZM25 137H26V136H25ZM32 137H33V136H32ZM38 137H39V136H38ZM47 137H48V136H47ZM84 137H85V135H84ZM90 137H92V136H90ZM99 137H100V136H99ZM168 137H169V136H168ZM182 137H183V136H182ZM200 137H201V136H200ZM203 137H204V136H203ZM207 137H208V136H207ZM209 137H210V136H209ZM219 137H220V136H219ZM219 137H218V138H219ZM224 137H225V136H224ZM224 137H223V138H224ZM228 137H229V136H228ZM228 137H227V138H228ZM240 137H241V136H240ZM248 137H249V136H248ZM13 138H14V137H13ZM51 138H52V137H51ZM73 138H74V137H73ZM92 138H93V137H92ZM97 138H98V137H97ZM103 138H104V137H103ZM125 138H126V136H125ZM177 138H178V137H177ZM177 138H176V139H177ZM204 138H205V137H204ZM214 138H217V137H214ZM225 138H226V137H225ZM227 138H226V139H227ZM257 138H258V137H257ZM8 139H9V138H8ZM23 139H24V138H23ZM85 139H86V138H85ZM101 139H102V138H101ZM109 139H110V138H109ZM120 139H121V138H120ZM136 139H137V138H136ZM172 139H173V138H172ZM183 139H184V138H183ZM186 139H187V138H186ZM186 139H184V141H185ZM196 139H198V138H196ZM201 139L203 140L202 137H201ZM219 139H220V138H219ZM239 139H240V138H239ZM252 139H253V136H252ZM261 139H262V138H261ZM9 140H10V139H9ZM24 140H25V139H24ZM34 140H35V139H34ZM54 140H55V138H54ZM70 140H71V139H70ZM93 140H94V139H93ZM95 140H96V139H95ZM98 140H99V138H98ZM107 140H108V139H107ZM115 140H116V139H115ZM152 140H153V138H152ZM152 140H151V141H152ZM192 140H194V139L192 138L190 141H192ZM214 140H215V139H214ZM217 140H218V139H217ZM220 140H221V139H220ZM220 140H218V141H220ZM262 140H263V139H262ZM262 140H260V141H262ZM0 141H2V140H0ZM5 141H7V140H5ZM5 141H4V142H5ZM11 141H12V140H11ZM20 141H21V140H20ZM22 141H23V140H22ZM68 141H69V140H68ZM68 141H67V142H68ZM105 141H106V140H105ZM112 141H114V140H112ZM117 141H118V140H117ZM165 141H166V140H165ZM168 141H169V140H168ZM173 141H174V140H173ZM195 141H197V140H195ZM195 141H194V142H195ZM210 141H212V140H209V142H210ZM252 141H253V140H252ZM260 141L258 140V142H260ZM13 142H14V141H13ZM16 142H18V141H16ZM24 142H25V141H24ZM24 142H23V143H24ZM29 142H30V141H29ZM63 142H64V141H63ZM84 142H85V141H84ZM84 142H83V143H84ZM86 142H87V141H86ZM102 142H103V141H102ZM169 142H170V141H169ZM175 142H176V141H175ZM178 142H179V139H178ZM181 142H183V141H181ZM192 142H193V141H192ZM198 142H199V140H198ZM198 142H197V144H198ZM221 142H222V141H221ZM229 142H230V141H229ZM256 142H257V141H256ZM25 143H26V142H25ZM31 143H32V142H31ZM46 143H47V142H46ZM87 143H88V142H87ZM89 143H90V145H91V142H89ZM93 143H94V142H93ZM118 143H120V142H118ZM133 143H134V142H133ZM139 143H140V145H141V142H140V141H139ZM144 143H145V142H144ZM148 143H149V142H148ZM156 143H157V142H156ZM176 143H177V142H176ZM238 143H239V142H238ZM4 144H5V143H4ZM33 144H34V142H33ZM53 144H54V143H53ZM69 144H70V143H69ZM78 144H79V143H78ZM110 144H112V143H110ZM114 144H115V143H114ZM199 144H200V143H199ZM211 144H212V143H211ZM224 144H225V143H224ZM234 144H235V143H234ZM236 144H237V143H236ZM245 144H246V143H245ZM248 144H249V143H248ZM259 144H260V143H259ZM263 144H264V143H263ZM7 145H9L8 142H7ZM15 145H16V144H15ZM26 145H27V144H26ZM41 145H42V144H41ZM46 145H48V144H46ZM86 145H87V144H86ZM93 145H94V144H93ZM95 145H96V144H95ZM97 145H98V144H97ZM103 145H104V144H103ZM118 145H119V144H118ZM120 145H121V144H120ZM160 145H161V144H160ZM171 145H173V144H171ZM185 145H187V144L185 143ZM194 145H195V144H194ZM209 145H210V143H209ZM256 145H257V144H256ZM49 146H50V145H49ZM54 146H56V145H54ZM101 146H102V145H101ZM169 146H170V145H169ZM207 146H208V145H206V147H207ZM223 146H224V145H223ZM262 146H263V145H262ZM1 147H2V146H1ZM18 147H19V146H18ZM46 147H47V146H46ZM52 147H53V146H51V148H52ZM64 147H65V146H64ZM81 147H82V146H81ZM86 147H87V146H86ZM89 147H90V146H89ZM107 147H108V146H107ZM107 147H106V148H107ZM110 147H111V146H110ZM150 147H151V145H150ZM170 147L173 148L174 146H173V147L170 146ZM178 147H179V146H177L176 148H178ZM4 148H5V146H4ZM21 148H22V147H21ZM33 148H34V147H33ZM37 148H38V145H37ZM40 148H41V147H40ZM59 148H60V147H59ZM59 148H58V149H59ZM76 148H78V147H76ZM96 148H97V147L95 146V149H96ZM113 148H114V147H113ZM118 148H119V146H118ZM120 148H121V147H120ZM120 148H119V149H120ZM131 148H132V147H131ZM139 148H140V147H139ZM139 148H138V149H139ZM141 148H142V147H141ZM176 148H175V149H176ZM194 148H195V147H194ZM221 148H222V147H221ZM262 148H263V147H262ZM1 149H2V148H1ZM11 149H12V148H11ZM13 149H14V148H13ZM24 149H25V148H24ZM28 149H29V148H28ZM31 149H32V148H31ZM38 149H39V148H38ZM45 149H46V148H45ZM53 149H54V148H53ZM84 149H85V148H84ZM89 149H90V148H89ZM91 149H92V148H91ZM110 149H111V148H110ZM115 149H116V147H115ZM121 149H122V148H121ZM126 149H127V148H126ZM138 149H137V151H140V150H138ZM148 149H149V148H148ZM154 149H155V148H154ZM230 149H231V148H230ZM240 149H241V147H240ZM240 149H239V151H241ZM260 149H261V147H260ZM263 149H264V148H263ZM8 150H9V149H8ZM36 150H37V149H36ZM48 150H49V149H48ZM48 150H47V151H48ZM50 150H51V149H50ZM59 150H60V149H59ZM59 150H58V151H59ZM96 150H98V148H97ZM128 150H129V149H128ZM134 150H135V149H134ZM141 150H142V149H141ZM155 150H156V149H155ZM159 150H160V148H159ZM200 150H201V149H200ZM208 150H209V149H208ZM228 150H229V149H228ZM231 150H232V149H231ZM246 150H247V149H246ZM249 150H250V149H249ZM21 151H22V150H21ZM42 151H43V150H42ZM84 151H85V150H84ZM93 151H94V150H93ZM102 151H103V150H102ZM109 151H110V150H109ZM116 151H117V150H116ZM119 151H120V150H119ZM132 151H133V150H132ZM142 151H143V150H142ZM142 151H141V152H142ZM156 151H158V150H156ZM235 151H236V150H235ZM261 151H262V150H261ZM1 152H2V151H1ZM5 152H6V151H5ZM18 152H20V151H18ZM27 152H28V151H27ZM29 152H30V151H29ZM56 152H57V151H56ZM59 152H60V151H59ZM63 152L65 153L64 150H63ZM86 152L88 153V151H86ZM86 152H85V153H86ZM98 152H99V151H98ZM103 152H104V151H103ZM103 152H102V153H103ZM105 152H106V151H105ZM105 152H104V154H105ZM117 152H118V151H117ZM129 152H130V151H129ZM133 152H134V151H133ZM161 152H163V151L161 150ZM181 152H182V151H181ZM185 152H186V151H185ZM218 152H219V150H218ZM218 152H217V153H218ZM221 152H222V151H221ZM224 152H225V151H224ZM232 152H233V151H232ZM242 152H243V151H242ZM245 152H246V151H245ZM14 153H15V152H14ZM22 153H23V152H22ZM32 153H33V152H32ZM35 153H36V152H35ZM38 153H39V152H38ZM44 153H45V152H44ZM72 153H73V152H72ZM102 153H101V154H102ZM108 153H109V152H108ZM119 153H120V152H119ZM122 153H123V152H122ZM182 153H183V152H182ZM214 153H215V152H214ZM247 153H248V152H247ZM258 153H259V152H258ZM260 153H261V152H260ZM0 154H1V153H0ZM9 154H10V153H9ZM16 154H17V153H16ZM28 154H29V153H28ZM36 154H37V153H36ZM39 154H40V153H39ZM97 154H98V153H97ZM101 154H100V155H101ZM123 154H124V153H123ZM125 154H126V153H125ZM125 154H124V156H125ZM127 154H128V153H127ZM133 154H134V153H133ZM169 154H170V153H169ZM176 154H177V153H176ZM195 154H196V153H195ZM207 154H209V153H207ZM210 154H211V153H210ZM219 154H220V153H219ZM238 154H239V152H238ZM240 154H241V153H240ZM244 154H245V153H244ZM262 154H263V153H262ZM6 155H7V153H6ZM23 155H24V154H23ZM47 155H48V154H46V156H47ZM49 155H50V154H49ZM49 155H48V156H49ZM73 155H74V154H73ZM90 155H91V153H90ZM109 155H110V154H109ZM112 155H113V154H112ZM121 155H122V154H121ZM173 155H174V154H173ZM186 155H187V154H186ZM188 155H189V154H188ZM198 155H199V154H198ZM204 155H205V154H204ZM204 155H203V156H204ZM221 155H222V154H221ZM223 155H226V154H223ZM232 155H233V154H232ZM234 155H235V154H234ZM236 155H237V154H236ZM255 155H256V154H255ZM9 156H10V155H9ZM12 156H15V155H12ZM12 156H11V157H12ZM37 156H38V155H37ZM41 156H42V155H41ZM48 156H47V157H48ZM50 156H51V155H50ZM55 156H56V155H55ZM55 156H54V157H55ZM83 156H84V155H83ZM95 156H96V155H95ZM127 156H128V155H127ZM178 156H179V154H178ZM180 156H181V155H180ZM241 156H242V154H241ZM246 156H247V155H246ZM259 156H260V155H258V157H259ZM262 156H263V155H262ZM4 157H5V156H4ZM20 157H21V156H20ZM23 157H24V156H23ZM31 157H32V156H31ZM34 157H35V156H34ZM44 157H45V156H44ZM51 157H52V159L54 158V157H53V154H52ZM63 157H64V154H63ZM76 157H77V156H76ZM79 157H80V156H79ZM84 157H85V156H84ZM86 157H87V156H86ZM90 157H91V156H90ZM93 157H94V156H93ZM97 157H99V156H97ZM103 157H104V156H103ZM107 157H108V156H107ZM110 157H111V156H110ZM130 157H131V156H130ZM168 157H170V156H168ZM171 157H172V156H171ZM171 157H170V158H171ZM192 157H193V156H192ZM198 157H199V156H198ZM200 157H201V156H200ZM233 157H234V156H233ZM233 157H231V158H233ZM242 157L245 158V155L242 156ZM242 157H241V158H242ZM13 158H14V157H13ZM17 158H19V157H17ZM55 158H56V157H55ZM64 158H65V157H64ZM127 158H128V157H127ZM138 158H139V157H138ZM140 158H141V157H140ZM145 158H146V156H145ZM177 158H178V157H177ZM181 158H182V156H181ZM190 158H191V157H190ZM211 158H212V157H211ZM225 158H226V157H225ZM231 158H230V159H231ZM253 158L255 159L254 156H253ZM10 159H11V158H10ZM21 159H23V158H21ZM28 159H30V158H28ZM69 159H70V158H69ZM74 159H75V158H74ZM90 159H91V158H90ZM90 159H89V160H90ZM105 159H106V158H105ZM110 159H111V158H110ZM112 159H113V158H112ZM115 159H117V158H115ZM133 159H134V158H133ZM141 159H142V158H141ZM151 159H153V158H151ZM174 159H175V158H174ZM184 159H185V156H184ZM238 159H240V158L238 157ZM248 159H249V158H248ZM257 159H258V158H257ZM261 159L264 160L263 158H261ZM15 160H17L16 157H15ZM26 160H27V158H26ZM40 160H41V159H40ZM44 160H45V159H44ZM54 160H55V159H54ZM63 160H64V159H63ZM89 160H88V162H89ZM95 160H96V159H95ZM137 160H138V159H137ZM149 160H150V159H149ZM149 160H148V161H149ZM205 160H206V159H205ZM209 160H210V159H209ZM225 160H226V159H225ZM252 160H253V159H252ZM255 160H256V159H255ZM2 161H4V160H2ZM7 161H8V160H7ZM31 161H32V160H31ZM37 161H39V160H37ZM45 161H46V160H45ZM59 161H60V160H59ZM74 161H75V160H74ZM83 161H85V160H83ZM92 161H93V160H92ZM101 161H103V160H101ZM101 161H100V162H101ZM107 161H108V160H107ZM109 161H110V160H109ZM125 161H126V160H125ZM130 161H131V160H130ZM134 161H135V160H134ZM145 161H146V160H145ZM150 161H151V160H150ZM177 161H178V159H177ZM184 161H185V160H184ZM197 161H199V160H197ZM200 161H201V160H200ZM200 161H199V162H200ZM207 161H208V160H207ZM241 161H242V159H241ZM13 162H14V161H13ZM17 162H18V161H17ZM52 162H53V161H52ZM98 162H99V160H98ZM119 162H120V161H119ZM123 162H124V161H123ZM131 162H132V161H131ZM156 162H158V161H156ZM175 162H176V161H175ZM191 162H192V161H191ZM191 162H189V163L191 164ZM224 162H225V161H224ZM238 162H239V160H238ZM249 162H250V161H249ZM256 162H257V161H256ZM259 162H260V161H259ZM21 163H22V162H21ZM21 163H20V164H21ZM57 163H58V162H57ZM63 163H64V162H63ZM63 163H62V164H63ZM75 163H77V162L75 161ZM81 163H82V161H81ZM105 163H106V161H105ZM105 163H104V164H105ZM117 163H118V162H117ZM124 163H125V162H124ZM133 163H134V162H133ZM138 163H139V162H138ZM149 163H150V162H149ZM176 163H177V162H176ZM182 163H183V161H182ZM210 163H211V162H210ZM235 163H236V162H235ZM239 163H241V162H239ZM4 164H5V163H4ZM4 164H3V165H4ZM43 164H44V163H43ZM48 164H49V163H48ZM50 164H51V163H50ZM52 164H53V163H52ZM58 164H59V163H58ZM67 164H68V163H67ZM71 164H72V163H71ZM99 164H100V163H99ZM121 164H122V162H121ZM152 164H153V163H152ZM190 164H188V166H189ZM192 164H194V163H192ZM198 164H199V163H198ZM200 164H202V163L200 162ZM203 164H204V163H203ZM212 164H213V163H212ZM222 164H223V163H222ZM241 164L244 165L243 163H241ZM247 164H248V163H247ZM251 164H252V162H251ZM257 164H258V163H257ZM5 165H6V164H5ZM22 165H23V164H22ZM55 165H56V164H55ZM55 165H54V166H55ZM82 165H83V164H82ZM82 165H81V166H82ZM101 165H102V164H101ZM105 165H106V164H105ZM137 165H138V164H137ZM139 165H140V164H139ZM177 165H178V164H177ZM186 165H187V164H186ZM186 165H185V166H186ZM227 165H228V164H227ZM258 165H259V164H258ZM258 165H257V166H258ZM25 166H26V165H25ZM54 166H53V167H54ZM63 166H64V165H63ZM75 166H76V165H75ZM81 166L79 165V167H81ZM102 166H103V165H102ZM106 166H107V165H106ZM116 166H117V164H116ZM116 166H115V167H116ZM121 166H122V165H121ZM134 166H135V165H134ZM158 166H161V165H158ZM180 166H181V164H180ZM199 166H200V165H199ZM205 166H206V164H205ZM211 166H212V165H211ZM225 166H226V164H225ZM230 166H231V165H230ZM257 166H256V167H257ZM6 167H9V166H5V168H6ZM103 167H104V166H103ZM126 167H128V166H126ZM135 167H136V166H135ZM144 167H145V166H144ZM196 167H197V165H196ZM208 167H209V164H208ZM237 167H238V166H237ZM239 167L242 168V166H240V165H239ZM239 167H238V168H239ZM256 167H254V168H256ZM258 167H259V166H258ZM24 168H25V167H24ZM76 168H77V167H76ZM99 168H100V167H99ZM118 168H120V166H119ZM118 168H117V169H118ZM121 168H122V167H121ZM124 168H125V167H124ZM128 168H129V167H128ZM162 168H163V167H162ZM164 168H165V167H164ZM186 168H187V166H186ZM190 168H191V167H190ZM190 168H189V169H190ZM235 168H236V167H235ZM245 168H246V167H245ZM260 168H261V167H260ZM9 169H10V168H9ZM12 169H13V168H12ZM27 169H29V167H28ZM44 169H45V168H44ZM63 169H64V168H63ZM66 169H68V168H66ZM69 169H70V168H69ZM72 169H75V168L73 167ZM81 169H82V168H81ZM81 169H80V170H81ZM93 169H94V168H93ZM107 169H109V168H107ZM138 169H139V168H138ZM216 169H217V168H216ZM223 169H224V168H223ZM231 169H232V168H231ZM242 169L244 170V167H243ZM246 169H247V168H246ZM250 169H251V168H250ZM29 170H30V169H29ZM57 170H58V169H57ZM77 170H78V168H77ZM84 170H85V169H84ZM91 170H92V169H91ZM97 170H98V169H97ZM114 170H115V172H116V169H114ZM119 170H120V169H119ZM130 170L132 171V168H131V167H130ZM142 170H143V169H142ZM154 170H155V169H154ZM162 170H163V169H162ZM164 170H165V169H164ZM238 170H239V169H238ZM247 170H248V169H247ZM247 170H246V171H247ZM25 171H26V170H25ZM48 171H49V169H48ZM58 171H59V170H58ZM104 171L106 172V170H104ZM104 171H103V172H104ZM110 171L112 172V170H110ZM123 171H124V170H123ZM123 171H122V172H123ZM136 171H137V170H136ZM138 171H139V170H138ZM138 171H137V172H138ZM209 171H210V169H209ZM240 171H241V170H240ZM86 172H87V171H86ZM92 172H94V171H92ZM103 172H102V173H103ZM122 172H121V173H122ZM124 172H125V171H124ZM129 172H130V171H129ZM157 172H158V171H157ZM167 172H168V171H167ZM187 172H188V171H187ZM198 172H199V171H198ZM221 172H222V171H221ZM231 172H232V171H231ZM244 172H245V170H244ZM253 172H254V171H253ZM257 172H258V171H257ZM263 172H264V171H263ZM7 173H8V171H7ZM27 173H28V172H27ZM42 173H43V172H42ZM46 173H49V172H46ZM121 173H120V174H121ZM127 173H128V172H127ZM132 173H134V172H132ZM140 173H141V172H140ZM154 173H155V172H154ZM159 173H160V172H159ZM165 173H166V172H165ZM200 173H201V172H200ZM202 173H203V172H202ZM213 173H214V172H213ZM251 173H252V172H251ZM2 174H3V173H2ZM8 174H9V173H8ZM59 174H60V173H59ZM89 174H90V173H89ZM92 174H93V173H92ZM98 174H99V172H98ZM98 174H97V175H98ZM103 174H104V173H103ZM145 174H146V173H145ZM147 174H148V173H147ZM150 174H151V173H150ZM169 174H171V173H169ZM204 174H205V173H204ZM224 174H225V173H224ZM22 175H23V174H22ZM31 175H32V174H31ZM33 175H34V174H33ZM60 175H62V174H60ZM87 175H88V173H87ZM107 175H108V174H107ZM123 175H124V174H123ZM126 175H127V174H126ZM129 175H130V174H129ZM135 175H136V174H135ZM152 175H153V174H152ZM154 175H155V174H154ZM154 175H153V176H154ZM157 175H158V174H157ZM171 175H172V174H171ZM205 175H206V174H205ZM241 175H242V174H241ZM254 175H255V174H254ZM261 175H262V174H261ZM7 176H8V175H7ZM7 176H6V177H7ZM26 176H27V175H26ZM29 176H30V175H29ZM93 176H94V175H93ZM95 176H96V174H95ZM104 176H105V175H104ZM111 176H112V175H111ZM115 176H116V175H115ZM164 176H165V175H164ZM164 176H163V177H164ZM169 176H170V175H169ZM222 176H223V174H222ZM222 176H221V177H222ZM233 176H234V175H233ZM242 176H243V175H242ZM19 177H20V176H19ZM31 177H32V176H31ZM33 177H34V176H33ZM74 177H75V176H74ZM85 177H86V176H85ZM90 177H91V176H90ZM99 177H102V175H101V176L99 175ZM133 177H134V176H133ZM133 177H132V178H133ZM136 177H137V176H136ZM143 177H144V176H143ZM160 177H162V176H159V178H160ZM234 177H235V176H234ZM243 177H244V176H243ZM246 177H247V176H246ZM251 177H252V176H251ZM257 177H258V176H257ZM261 177H262V176H261ZM35 178H36V177H35ZM35 178H33V179H35ZM75 178H76V177H75ZM83 178H84V177H83ZM91 178H92V177H91ZM114 178H115V177H114ZM123 178H125V177L123 176ZM134 178H135V177H134ZM150 178H151V177H150ZM150 178H149V179H150ZM157 178H158V177H157ZM262 178H263V177H262ZM33 179H32V180H33ZM86 179H87V178H86ZM94 179H95V177H94ZM96 179H97V178H96ZM103 179H105V178H103ZM106 179H107V178H106ZM106 179H105V180H106ZM117 179H118V177H117ZM129 179H130V177H129ZM137 179L139 180V178H137ZM152 179H155V178H151V180H152ZM163 179H165V178H163ZM259 179H260V178H259ZM5 180H6V179H5ZM23 180H24V178H23ZM27 180H28V179H27ZM29 180H30V179H29ZM97 180L100 181L99 178H98ZM118 180H119V179H118ZM140 180H141V178H140ZM143 180H144V179H143ZM197 180H198V179H197ZM11 181H12V180H11ZM20 181H21V180H20ZM85 181H86V180H85ZM95 181H96V180H95ZM99 181H98V182H99ZM106 181H107V180H106ZM110 181H111V180H110ZM119 181H120V180H119ZM128 181H129V180H128ZM128 181H127V182H128ZM202 181H203V180H202ZM240 181L242 182L241 178H240ZM259 181H260V180H259ZM262 181H263V180H262ZM23 182H24V181H23ZM28 182H29V181H28ZM28 182H27V183H28ZM31 182H32V181H31ZM91 182H92V180H91ZM114 182H115V181H114ZM144 182H145V180H144ZM191 182H192V181H191ZM196 182H197V181H196ZM198 182H199V180H198ZM94 183H95V182H94ZM94 183H93V184H94ZM101 183H102V182H101ZM131 183H132V181H131ZM135 183H136V182H134V184H135ZM139 183H140V182H139ZM201 183H202V182H201ZM206 183H207V182H206ZM239 183H240V182H239ZM239 183H238V184H239ZM251 183H253V182H251ZM260 183H262V182H260ZM12 184H13V183H11V185H12ZM29 184H30V183H29ZM32 184H33V182H32ZM38 184H39V183H38ZM107 184H108V182H107ZM134 184H133V185H134ZM141 184L144 185V183H141ZM149 184H150V183H149ZM149 184H148V185H149ZM196 184H197V183H196ZM204 184H205V181H204ZM208 184H209V183H208ZM262 184H263V183H262ZM88 185H89V184H88ZM111 185H112V184H111ZM136 185H137V184H136ZM136 185H134V187H135ZM240 185H241V184H240ZM244 185H245V184H244ZM257 185H258V184H257ZM3 186H4V185H3ZM6 186H7V185H6ZM16 186H17V185H16ZM31 186H32V185H31ZM36 186H37V185H35L33 188H35ZM77 186H78V185H77ZM117 186H118V185H117ZM144 186H145V185H144ZM198 186H199V185H198ZM248 186H249V185H248ZM260 186H261V185H260ZM37 187H38V186H37ZM78 187H79V186H78ZM87 187H88V186H87ZM121 187H122V186H121ZM126 187H127V186H126ZM136 187H137V186H136ZM141 187H142V185H141ZM216 187H217V186H216ZM218 187H219V186H218ZM237 187H238V186H237ZM249 187H251V186H249ZM49 188H50V185H49ZM139 188H140V187H139ZM152 188H154V187H152ZM190 188H191V187H190ZM213 188H214V187H213ZM219 188H220V187H219ZM219 188H218V189H219ZM252 188H253V187H252ZM36 189H37V188H36ZM114 189H115V187H114ZM120 189H121V188H120ZM156 189H158V188H155V190H156ZM161 189H162V188H161ZM204 189H207V188H204ZM248 189H249V188H248ZM248 189H246V190H248ZM140 190H141V189H140ZM153 190H154V189H153ZM163 190H164V189H163ZM209 190H210V189H209ZM239 190H240V189H239ZM246 190H245V191H246ZM255 190H257V187H256ZM259 190H260V189H259ZM259 190H258V191H259ZM118 191H119V190H118ZM143 191H144V190H143ZM169 191H170V190H169ZM172 191H173V190H172ZM220 191H221V190H220ZM240 191H241V190H240ZM252 191H253V190H252ZM252 191H251V192H252ZM258 191H257V193H258ZM260 191H261V190H260ZM52 192H53V191H52ZM68 192H69V191H68ZM119 192H121V191H119ZM156 192H157V191H156ZM158 192H159V191H158ZM253 192H254V191H253ZM261 192H262V191H261ZM6 193H7V192H6ZM18 193H19V192H18ZM31 193H32V192H31ZM55 193H56V192H55ZM106 193H107V192H106ZM139 193H140V195H141V192H139ZM153 193H154V192H153ZM166 193H167V192H166ZM170 193H171V192H170ZM263 193H264V192H263ZM263 193H262V194H263ZM35 194H36V193H35ZM171 194H172V193H171ZM178 194H179V193H178ZM208 194H209V193H208ZM249 194H250V193H249ZM253 194H254V193H253ZM26 195H27V194H26ZM104 195H105V194H104ZM148 195H149V194H148ZM20 196H21V195H20ZM24 196H25V195H24ZM61 196H62V195H61ZM179 196H180V194H179ZM181 196H182V195H181ZM256 196H257V195H256ZM40 197H41V196H40ZM106 197H107V196H106ZM141 197H142V196H141ZM141 197H140V198H141ZM146 197H147V196H146ZM148 197H149V196H148ZM132 198H133V197H132ZM144 198H145V197H144ZM251 198H252V197H251ZM109 199H110V198H109ZM133 199H134V198H133ZM142 199H143V198H142ZM181 199H182V198H181ZM184 199H186V198H184ZM189 199H190V198H189ZM209 199H210V198H209ZM252 199H253V198H252ZM9 200H11V199H9ZM137 200H138V199H137ZM145 200H146V199H145ZM150 200H151V199H150ZM210 200H211V199H210ZM254 200H255V199H254ZM257 200H259V197H258ZM257 200H256V201H257ZM262 200H263V199H262ZM143 201H144V200H143ZM154 201H155V199H154ZM183 201H184V200H183ZM185 201H186V200H185ZM248 201H249V200H248ZM260 201H261V200H260ZM132 202H133V201H132ZM137 202H138V201H137ZM137 202H136V204H137ZM144 202H145V201H144ZM148 202H149V200H148ZM159 202H160V201H159ZM250 202H251V201H250ZM262 202H263V201H262ZM139 203H140V202H139ZM155 203H157V202H155ZM155 203H154V204H155ZM247 203H248V202H247ZM257 203H259V202H257ZM0 204H1V203H0ZM18 204H19V203H18ZM133 204H135V203H133ZM145 204H146V203H145ZM147 205H148V204H147ZM150 205H151V204H150ZM164 205H165V204H164ZM252 205H253V204H252ZM252 205H251V206H252ZM256 205H257V204H256ZM256 205H255V206H256ZM46 206H47V205H46ZM81 206H82V205H81ZM94 206H95V205H94ZM162 206H163V205H162ZM245 206H246V205H245ZM249 206H250V205H249ZM249 206H248V207H249ZM56 207H57V206H56ZM73 207H74V206H73ZM73 207H72L71 209H73ZM95 207H96V206H95ZM160 207H161V206H160ZM165 207H166V205H165ZM174 207H175V206H174ZM248 207H247V208H248ZM44 208H45V206H44ZM100 208H101V207H100ZM108 208H109V207H108ZM131 208H132V207H131ZM163 208H164V207H163ZM244 208H245V207H244ZM251 208H252V207H251ZM2 209H3V207H2ZM103 209H104V208H103ZM240 209H241V208H240ZM0 210H1V209H0ZM10 210H11V208H10ZM12 210H13V209H12ZM81 210H82V209H81ZM155 210H156V209H155ZM159 210H160V209H159ZM242 210H243V209H242ZM251 210H252V209H251ZM65 211H66V210H65ZM68 211H69V210H68ZM93 211H94V209H93ZM93 211H92V214H93ZM145 211H146V210H145ZM166 211H167V210H166ZM236 211H237V210H236ZM5 212H6V211H5ZM10 212H11V211H10ZM10 212H9V213H10ZM175 212H176V211H175ZM3 213H4V212H3ZM6 213H7V212H6ZM15 213H16V211H15ZM59 213H60V212H59ZM96 213H97V212H96ZM99 213H100V212H99ZM155 213H156V212H155ZM158 213H159V212H158ZM160 213H161V212H160ZM256 213H257V212H256ZM256 213H255V214H256ZM51 214H53V213H51ZM61 214H62V213H61ZM63 214H64V213H63ZM92 214H91V215H92ZM100 214H103V213L101 212ZM145 214H146V213H145ZM149 214H150V213H149ZM11 215H12V214H11ZM17 215H18V214H17ZM70 215H71V213H70ZM73 215L75 216V214H73ZM91 215H90V217H91ZM103 215H105V214H103ZM140 215H141V214H140ZM151 215H152V214H151ZM211 215H212V214H211ZM6 216H7V215H6ZM50 216H51V215H50ZM59 216H60V215H59ZM71 216H72V215H71ZM92 216H93V215H92ZM96 216H97V214H96ZM143 216H144V215H143ZM143 216H142V217H143ZM237 216H238V215H237ZM256 216H257V215H256ZM23 217H24V216H23ZM28 217H29V216H28ZM40 217H41V216H40ZM47 217H48V216H47ZM47 217H46V218H47ZM111 217H112V216H111ZM114 217H116V216L114 215ZM117 217H118V216H117ZM213 217H214V216H213ZM254 217H255V216H254ZM51 218H52V217H51ZM53 218H54V216H53ZM60 218H61V217H60ZM144 218H145V217H144ZM181 218H182V217H181ZM252 218H253V217H252ZM259 218H260V217H259ZM25 219H26V218H25ZM62 219H63V218H62ZM76 219H77V218H76ZM86 219H87V218H86ZM91 219H92V218H91ZM189 219H190V218H189ZM256 219H257V218H256ZM7 220H8V219H7ZM9 220H10V219H9ZM41 220H43V219H41ZM51 220H52V219H51ZM63 220H64V219H63ZM83 220H84V219H83ZM103 220H104V219H103ZM103 220H102V221H103ZM160 220H162V219H160ZM171 220H172V219H171ZM243 220H245V219L243 218ZM247 220H248V218H247ZM18 221H20V220H18ZM25 221H26V220H25ZM33 221H34V220H33ZM87 221H88V220H87ZM89 221H90V220H89ZM98 221H99V220H98ZM129 221H130V220H129ZM143 221H144V220H143ZM145 221H146V220H145ZM158 221H159V220H158ZM162 221H164V220H162ZM238 221H239V220H238ZM10 222H11V221H10ZM13 222H14V221H13ZM58 222H59V221H58ZM60 222H61V221H60ZM92 222H93V221H92ZM92 222H91V223H92ZM103 222H104V221H103ZM165 222H166V221H165ZM17 223H18V222H17ZM72 223H73V222H72ZM72 223H70V224H72ZM74 223H75V222H74ZM91 223H90V224H91ZM153 223H154V222H153ZM155 223H156V222H155ZM248 223H249V222H248ZM25 224H26V222H25ZM56 224H57V223H56ZM65 224H66V223H65ZM65 224L63 223V225H65ZM78 224H79V222H78ZM81 224H82V223H81ZM90 224H89V225H90ZM103 224H104V223H103ZM203 224H204V223H203ZM234 224H235V223H234ZM32 225H33V223H32ZM43 225H45V224L43 223ZM60 225H62V224H60ZM63 225H62V227H63ZM72 225H74V224H72ZM79 225H80V224H79ZM105 225H106V224H105ZM235 225H236V224H235ZM37 226H38V225H37ZM82 226H83V225H82ZM214 226H215V225H214ZM23 227H24V226H23ZM38 227H39V226H38ZM49 227H50V226H49ZM55 227H56V226H55ZM57 227H58V226H57ZM80 227H81V226H80ZM89 227H91V226H89ZM92 227H93V226H92ZM105 227H106V226H105ZM201 227H202V226H201ZM259 227H260V226H259ZM25 228H26V227H25ZM69 228H70V227H69ZM71 228H73V227H71ZM81 228H82V227H81ZM101 228H102V227H101ZM101 228H100V229H101ZM112 228H114V227H112ZM112 228H110V229L112 230ZM128 228H130V227H128ZM173 228H174V227H173ZM197 228H198V227H197ZM30 229H31V228H30ZM59 229H60V228H59ZM84 229H85V228H84ZM92 229H93V228H92ZM103 229H104V228H103ZM106 229H107V228H106ZM106 229H105V230H106ZM117 229H118V228H117ZM120 229H121V228H120ZM203 229H204V228H203ZM203 229H202V230H203ZM26 230H27V229H26ZM26 230H25V231H26ZM62 230H63V229H61V231H62ZM79 230H82V229H79ZM85 230H86V229H85ZM111 230H110V231H111ZM67 231H69V230H67ZM70 231H71V230H70ZM70 231H69V232H70ZM72 231H73V230H72ZM74 231H75V230H74ZM87 231H88V230H87ZM103 231H104V230H103ZM123 231H124V230H123ZM123 231H122V232H123ZM0 232H1V231H0ZM13 232H15V231H13ZM34 232H35V231H34ZM100 232H101V231H100ZM117 232H118V231H117ZM122 232H121V233H122ZM135 232H136V231H135ZM205 232H206V231H205ZM259 232H260V231H259ZM25 233H26V232H25ZM65 233H66V232H65ZM82 233H83V232H82ZM109 233H110V232H109ZM199 233H200V232H199ZM210 233H211V232H210ZM4 234H6V233H4ZM15 234H16V232H15ZM51 234H52V233H51ZM66 234H67V233H66ZM85 234H86V233H85ZM123 234H124V233H123ZM12 235H13V234H12ZM20 235H21V234H20ZM28 235H29V234H28ZM55 235H57V233H56ZM58 235H59V234H58ZM77 235H78V232H77ZM77 235H76V237H77ZM79 235H81V234H79ZM86 235H87V234H86ZM104 235H107V234H104ZM113 235H114V234H113ZM127 235H128V234H127ZM127 235H126V236H127ZM197 235H198V234H197ZM204 235H205V234H204ZM0 236H1V235H0ZM14 236H15V235H14ZM24 236H26V234H25ZM100 236H101V235H100ZM154 236H155V235H154ZM195 236H196V235H195ZM205 236H206V235H205ZM3 237H5V236H3ZM97 237H98V235H97ZM102 237H103V236H102ZM119 237H120V236H119ZM122 237H123V235H122ZM7 238H8V237H7ZM10 238H11V237H10ZM41 238H42V237H41ZM82 238H83V237H82ZM110 238H111V237H110ZM113 238H114V237H113ZM195 238H196V237H195ZM198 238H199V237H198ZM210 238H211V237H210ZM28 239H29V238H28ZM32 239H34L33 236H32ZM78 239H79V238H78ZM118 239H119V238H118ZM205 239H206V238H205ZM5 240H6V238H5ZM61 240H62V238H61ZM114 240H115V239H114ZM194 240H195V239H194ZM199 240H200V239H199ZM201 240H202V239H201ZM209 240H210V239H209ZM41 241H42V240H41ZM50 241H51V240H50ZM57 241H58V240H57ZM57 241H56V242H57ZM64 241H65V240H64ZM79 241H80V239H79ZM116 241H117V239H116ZM142 241H144V240H142ZM142 241H141V242H142ZM145 241H146V240H145ZM33 242H35V241H33ZM36 242H38V241H36ZM65 242H66V241H65ZM65 242H64V244H65ZM69 242H70V241H69ZM71 242H72V241H71ZM77 242H78V240H77ZM127 242H128V241H127ZM154 242H155V241H154ZM186 242H187V241H186ZM186 242H185V243H186ZM199 242H201V241H199ZM202 242H203V241H202ZM209 242H210V241H209ZM3 243H4V242H3ZM14 243H15V242H14ZM59 243H61V241H60ZM62 243H63V242H62ZM66 243H67V242H66ZM106 243H107V242H106ZM122 243H123V242H122ZM122 243H121V244H122ZM124 243H125V242H124ZM167 243H168V242H167ZM191 243H192V242H191ZM196 243H197V242H196ZM7 244H8V243H7ZM23 244H24V243H23ZM23 244H22V245H23ZM26 244H27V243H26ZM71 244H72V243H71ZM75 244H76V243H75ZM107 244H108V243H107ZM121 244H120V245H121ZM144 244H145V243H144ZM151 244H152V243H151ZM187 244H188V243H187ZM201 244H202V243H201ZM201 244H200V245H201ZM225 244H226V243H225ZM51 245H52V244H51ZM122 245H124V244H122ZM163 245H164V244H163ZM170 245H171V244H170ZM208 245H209V244H208ZM222 245H223V244H222ZM17 246H18V245H17ZM20 246H21V245H20ZM64 246H65V245H64ZM64 246H63V247H64ZM73 246H74V245H73ZM73 246H72V247H73ZM84 246H85V245H84ZM91 246H92V245H91ZM140 246H141V245H140ZM151 246H152V245H151ZM180 246L182 247V245H180ZM194 246H195V245H194ZM230 246H231V245H230ZM24 247H25V246H24ZM63 247H62V248H63ZM65 247H66V246H65ZM72 247H71V248H72ZM74 247H75V246H74ZM74 247H73V248H74ZM98 247H99V246H98ZM136 247H137V246H136ZM145 247H146V246H145ZM145 247H144V248H145ZM148 247H149V246H148ZM152 247H153V246H152ZM156 247H157V246H156ZM196 247H197V246H196ZM198 247H199V246H198ZM200 247H201V246H200ZM216 247H217V246H216ZM219 247H220V246H219ZM232 247H233V246H232ZM22 248H23V246H22ZM47 248H48V247H47ZM51 248H53V247H51ZM51 248H50V249H51ZM103 248H104V247H103ZM103 248H102V249H103ZM139 248H141V247H139ZM139 248H137V249H139ZM150 248H151V247H150ZM173 248H174V247H173ZM176 248H177V247H176ZM178 248H180V247H178ZM203 248H205V247H203ZM0 249H1V248H0ZM11 249H12V248H11ZM23 249H24V248H23ZM23 249H22V252H23ZM50 249H49V250H50ZM53 249H54V248H53ZM53 249H52V250H53ZM89 249H90V248H89ZM94 249H95V248H94ZM122 249H123V248H122ZM159 249H160V248H159ZM166 249H168V248H166ZM170 249H171V248H170ZM170 249H169V250H170ZM199 249H200V248H199ZM73 250H74V249H73ZM75 250H77V249H75ZM97 250H98V249H97ZM97 250H96V251H97ZM147 250H148V249H147ZM161 250H162V249H161ZM171 250H173V249H171ZM174 250H175V249H174ZM47 251H48V249H47ZM83 251H84V250H83ZM100 251H101V250H100ZM102 251H103V250H102ZM145 251H146V249H145ZM148 251H149V250H148ZM221 251H222V250H221ZM221 251H220V253H221ZM53 252H54V250H53ZM74 252H75V251H74ZM90 252H91V251H89V253H90ZM115 252H116V251H115ZM138 252H139V251H138ZM222 252H223V251H222ZM23 253H24V252H23ZM35 253H36V252H35ZM84 253H85V252H84ZM112 253H113V252H112ZM162 253H163V252H162ZM165 253H166V252H165ZM188 253H189V252H188ZM213 253H214V252H213ZM213 253H212V254H213ZM223 253L225 254V252H223ZM223 253H222V254H223ZM87 254H88V253H87ZM118 254L120 255V253H118ZM118 254H117V255H118ZM131 254H132V253H131ZM137 254H138V253H137ZM137 254H135V255H137ZM168 254H169V252H168ZM115 255H116V254H115ZM119 255H118V256H119ZM144 255H145V254H144ZM144 255H143V257H144ZM155 255H156V253H155ZM174 255H175V254H174ZM242 255H243V254H242ZM0 256H1V255H0ZM8 256H9V255H8ZM64 256H65V255H64ZM84 256H85V255H84ZM120 256H121V255H120ZM145 256H146V255H145ZM148 256H149V255H148ZM151 256H152V255H151ZM156 256H158V254H157ZM228 256H229V255H228ZM240 256H241V255H240ZM27 257H29V255H27ZM58 257H59V256H58ZM62 257H63V256H62ZM73 257H74V256H73ZM110 257H111V256H110ZM125 257H126V256H125ZM149 257H150V256H149ZM161 257H162V256H161ZM165 257L167 258V256H165ZM176 257H177V256H176ZM176 257H175V258H176ZM178 257H179V256H178ZM182 257H183V256H182ZM13 258H14V257H13ZM30 258H31V257H30ZM86 258H87V257H86ZM131 258H132V256H131ZM166 258H165V259H166ZM202 258H203V257H202ZM1 259H2V258H1ZM20 259H21V257H20ZM53 259H54V258H53ZM53 259H51V260H53ZM59 259H60V257H59ZM118 259H119V258H118ZM118 259H117V260H118ZM121 259H122V258H121ZM135 259H136V258H135ZM152 259H153V258H152ZM155 259H156V258H155ZM162 259H163V258H162ZM187 259H188V258H187ZM190 259H192V258H190ZM211 259H212V258H211ZM252 259H253V258H252ZM18 260H19V259H18ZM36 260H37V259H36ZM39 260H41L40 257H39ZM49 260H50V259H49ZM119 260H120V259H119ZM126 260H127V259H126ZM126 260H125V261H126ZM145 260H146V259H145ZM179 260H180V259H179ZM192 260L194 261V260H196V259L193 258ZM8 261H9V260H8ZM13 261H14V260H13ZM20 261H21V260H20ZM47 261H48V260H47ZM55 261H56V260H55ZM127 261H128V260H127ZM137 261H138V260H137ZM143 261H144V260H143ZM196 261H197V260H196ZM203 261H204V260H203ZM205 261H207V260H205ZM210 261H211V260H210ZM214 261H215V260H214ZM242 261H243V259H242ZM252 261H253V260H252ZM5 262L7 263V261H5ZM22 262H23V260H22ZM22 262H21V263H22ZM34 262H35V261H34ZM39 262H40V261H39ZM56 262H57V261H56ZM58 262H59V260H58ZM65 262H66V261H65ZM67 262H68V261H67ZM110 262H111V261H110ZM118 262H119V261H118ZM121 262H122V261H121ZM128 262H129V261H128ZM135 262H136V261H135ZM185 262H187V261L185 260ZM201 262H202V259H201ZM227 262H228V261H227ZM111 263H112V262H111ZM129 263H130V262H129ZM136 263H137V262H136ZM179 263H184V262H179ZM179 263H178V264H179ZM187 263H188V262H187ZM33 264H35V263H33ZM37 264H38V263H37ZM52 264H53V261H52ZM54 264H55V263H54ZM56 264H57V263H56ZM92 264H93V263H92ZM113 264H114V263H113ZM119 264H120V263H119ZM121 264H122V263H121ZM126 264H127V263H126ZM169 264H170V263H169ZM185 264H186V263H185ZM188 264H189V263H188ZM191 264H192V263H191ZM194 264H195V263H194ZM236 264H237V262H236ZM251 264H252V262H251Z\"/></svg>",
  "mask_w": 264,
  "mask_h": 264
},
{
  "label": "water",
  "instance_id": "95a60500",
  "mask_svg": "<svg viewBox=\"0 0 264 264\" xmlns=\"http://www.w3.org/2000/svg\"><path fill=\"white\" fill-rule=\"evenodd\" d=\"M211 213H215L218 215V217L220 218L224 226V230L226 231L227 235L232 240H234V242L238 246L245 249L244 251L241 252L242 254H248L250 252H253L258 255V257L261 260V263L264 264V244L250 236L243 234L232 223L229 217L228 211L223 206H219V205L207 206L205 209H203L198 214L195 221Z\"/></svg>",
  "mask_w": 264,
  "mask_h": 264
}]
</instances>
